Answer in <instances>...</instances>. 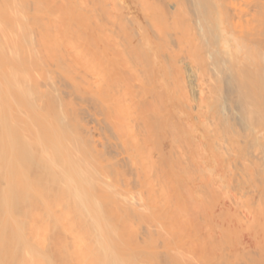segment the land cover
I'll list each match as a JSON object with an SVG mask.
<instances>
[{
    "label": "bare ground",
    "instance_id": "6f19581e",
    "mask_svg": "<svg viewBox=\"0 0 264 264\" xmlns=\"http://www.w3.org/2000/svg\"><path fill=\"white\" fill-rule=\"evenodd\" d=\"M57 1L59 3L56 2V0H0V264H177V263L173 262L175 260V258H174L175 256L173 257L174 259H171L170 255L172 253H170V255H169L170 256V260L166 257V254L169 253V252H173V255H176L177 257L180 256L178 258V261L184 260L185 261L184 264H223V263H226V262H229V264H264V251H263V249L261 247V245H262L263 248H264V242H263V240H264V238H263L264 226L262 224L263 221H262V218H261V217L264 216V214L262 213V212H264V208H263L264 207V185H261L260 187L255 186V184H256L255 182H258V177L257 178L254 177V176H256L257 171L259 170V165L261 163L259 161L264 160L263 150H262V152L258 151L259 150L258 146L255 147L254 142H258L257 140H259L260 138L264 139V131L262 129L261 131L253 132L255 130V129H253V131L247 132V130H249V127H250L249 123H251V121H252V116H253V118L256 117V118H254L255 120H254L253 123H255V121H257L256 119H258L259 121L263 122V124H264V61H263L264 60V0H217L218 2L215 1L216 4H215L214 0L213 1L212 0H206L207 3H208V1L214 2V5H211V6L207 7L208 8L207 9L208 13H206L207 16L212 18L209 13H211L212 15H213V13L215 14L216 12H213V8H215V5H216V7L218 6L220 8V11L218 12L219 16L218 15L217 16L218 17L222 16L223 18H221V19H224L226 22H228L226 24H228V26L230 25L229 28L230 27L231 28L232 27L235 28L238 31V32H236V30L233 29L234 32H236V34L237 33H241L242 36H244V39L247 42L246 49L248 51H246V52L248 54H250L249 53L250 52L249 49L253 50V48H254V50L257 49L258 50L257 52H259V51L261 52L260 58H261L263 63L261 62V64H259V65H258V63L257 64H253L254 66L258 65L257 68L252 67V69L253 68L257 69L255 73H252V74L250 73V72H254L255 71L254 69H253V71L250 70V72H248V73H250L249 76H248L249 77V82L248 83L251 84V85H248V87H246L247 85L245 86V84H244L245 89L242 86L243 87L242 88L243 91L248 88V90L244 91V94H242L243 97H244L243 99L245 101V102L243 101L245 103V104L243 103L244 104V109H241L239 105H238L239 109H238V107L236 108L237 105L234 107V104H235L234 102L235 101L232 102L233 100L232 101L229 100L230 101L229 103L226 102V103H223V105H221V104H219V103H222V102H219V101H222V100H219L220 97L219 98L216 97L217 100H215V101L219 100L218 103L216 102V104H215L214 103L215 101L213 102L216 105V108L215 107H214L215 109L212 108V106H213L212 105V106H210L212 109H209L212 112L214 111L213 112L214 113V115H213L214 117L211 114L212 112L209 111L210 114H211V115L209 114L210 117L212 116V118H213V120H212L213 122L211 124L212 125L214 124L215 125L214 127L219 125V126H217L219 128H217V127L215 128V129H217V133L216 134L213 133L214 129L212 131V136L213 137L211 139H213V141H214L217 138L214 143H216L219 140V141H221L220 144L221 143H224L225 145L227 144V148H228V145L230 146L233 143L234 144L238 143L237 145H239V147L238 146L235 147L236 144L232 145V146H234V149L237 148V147L238 148L235 150V154L236 155L233 154V156L235 158L230 160V163L233 161L234 165L237 166L234 169L238 168L237 169L238 173H236V175L238 174V175L241 176V177L239 176L240 178H243V177H245L244 175H251V172L255 173L254 171L256 170V173L251 176V177H253V178H251L252 180H250L252 182V185L250 184L249 188H246V187H244L245 185L244 186L242 185L240 187L239 186L240 184L239 185L236 184L237 185L236 187H239V189H238L239 192H240L241 189H243V190L246 189V190H244V191L242 190L240 192L241 195L238 193V191H237V193L235 192L236 194H234V195L235 196L239 195V197H240V198L238 197L239 199H241V196H242L243 197L242 198L243 201L245 200L246 203L249 202V201L247 202V200H251V198H252V202H254L253 204L254 205L257 204L260 207L258 206L256 208L257 205L253 206V204L250 203V202L246 205L247 208H246L245 204H243V206H245V207H243L242 205H239V204L240 203L241 204L245 203V201L241 202L242 199L240 201L238 198H236V199L233 198V202L235 201L234 204L236 206H238V207L243 208V210H245V211L246 210L247 211L250 210L252 212L251 213L249 211L250 214H254L253 211H255V210H256L255 212H257V209L259 211L261 210V212H259V213L257 212L258 215H256V216L254 215V216H252V218H250L251 216H249L248 219L250 218L249 219L250 221L248 220L249 222L247 224V222H245L246 219L243 221V219L247 218V217H244L243 215H241V216L239 215L240 217L243 216V219L241 218L242 221H240L239 220L240 218L238 219L239 216L235 214L236 212H238V214L245 213L244 215H246L248 213L247 211H246L247 213L243 212V211L241 213L240 209L238 208V209L235 210V212L231 213L232 209L234 210V208H235V207H233L234 206L233 202H232L233 206H232L231 203H229V204L226 203V204H228L227 205L228 208L230 206H231V208L233 207L231 209V211H229V214H230L231 217L234 216V218L236 219L238 227L241 226V225L239 226L240 222H243V224H247V225H244L243 227H240L241 229L245 228V226L248 227L247 230H246V228L244 230V232L247 231L245 233L247 235V237L250 234L255 236L260 231L259 229H258L259 230L258 232L256 230V234H255V228L256 227L259 228V224H261L262 231H260L261 234L260 233L259 234L261 235V237L263 239L260 237L262 240L260 241V239H259L260 242L257 241L258 242L257 243L256 240H258V239L253 236L252 240L254 242H256V243L255 244L253 243V245H252L253 247H251L252 251H255L257 248H254V245L259 244V247H258V245L256 246V247H258V249L256 251L259 250L261 252V254L258 253L259 251L257 252L258 254L256 252H254L256 254V256L258 255V257L257 258L256 257H252L255 254H253V252H251L250 246H248L249 249L247 247H246V249L250 250L249 252L252 254V256L245 255L246 256L245 257L244 254H246L247 250L244 251L245 250V246L242 247L244 242L241 245V243L239 244V241H238L239 239H237V237L239 236L238 233H240L241 229L236 227L237 226L236 222H235V226H233L232 222L226 221V222H228L227 226L226 225L225 226H221V224H220L219 228L222 229V227H223V230L221 232V229H220L219 237H221V235H222V237L225 235V237H223V238H226V240L227 239L229 240L230 239L229 236H230L231 231H232L233 237L232 236L231 237L235 239L236 236L234 237V234L238 235L236 237L237 240L235 239L237 241L236 244H238L239 247H241L240 249H243V253L244 252L245 253L244 254L242 253L243 254L242 255L241 252H238V251L235 250V251H232V254H231L230 253L231 250L229 251L227 245L225 243H224V245L222 244L221 240L223 238L222 239L220 238L221 240L219 241L218 240L219 238L217 237V239H215V241L217 243H215V242H214L215 244L212 243L211 240L214 241V238H212L210 240V236L216 238V236H213V235L214 234L218 235L217 234L218 232H214V233L212 232V231H216V229L213 228L212 230L209 231V233L212 232V234H210V235L206 234L207 236H209L208 239H209V241H211V243L208 241L206 235H205V237L203 235L204 239L206 238L207 241H208L207 242L206 240H204L205 241L204 245L206 247L202 246V249H203L202 254L201 253L200 254L197 253V256H198V254L201 255V257L198 259V261H197V259H195L196 261L195 260H191L192 262L190 260H188V259L185 260L184 255L182 256V254L179 252V250L184 248V247H182L180 249L179 248L175 249V250H178L176 252L177 253L176 254L173 251V249L170 248V246L174 248L173 245H175V247H177V245L174 244L173 241H176L175 239H177V241L180 242L181 241L180 239L182 238V236L183 235L185 236V230H184V228H185L184 224L186 225L185 222H187V226H186V231H187L186 234L187 235L189 233V229L187 230V228L192 227V228H190L191 232L193 231L194 228L196 230V227L199 226V225L195 226L194 224L198 223V221L195 222V223H193L191 221L192 223L190 222V224H193L191 226L188 223V221H190V220H188V219L186 220V217L188 218L190 216L189 217V219H190L191 216L193 214H195L193 218L196 220L195 216L200 215L201 212L199 211L200 214H198V210H197L198 208H197V206L195 204L194 205L196 206V208L194 207L193 204H191L192 207L189 206L188 208L186 207V209L192 208V210H193L195 208L197 211L194 209L193 212L195 211L197 214L195 212L193 214H191L192 211H187L186 210V212H184L185 210H181V209H185L184 207H182L183 203L182 202H179V203L176 202V201L182 200V199H178L177 198V195L182 197V195H181L182 193L180 194L181 191L179 193H176L177 195H175L176 196V199H175V197L173 198V195L171 196L172 192H171V194H170V192H167L168 190L166 189V187H165L166 192L164 191L163 187L166 186L167 184L166 185L162 184V182L163 183L166 182V179L168 178V177L165 176L166 179H164L165 181L163 180L164 175H165V174L163 175L164 172L162 173L163 168H168L167 172H165L167 174V176H168V173L171 172V171H168L170 168H171L170 170L174 171L175 168H173V166L174 167H176V166L179 167V163H181V162L183 163L182 159L177 158L180 155V153H182L181 150L178 148L180 146L174 148V146H175L174 144H175L176 141L174 142V144L171 143V141L170 142L168 141L169 145H171V148L170 147L167 148V150L168 149L170 150L168 152H171L172 149L174 151H175V149L177 151H178V149L180 150L179 154H178L179 151L178 152H176V151L173 152V155L175 156V161H177V159H179L178 162L180 160H182V161H180L178 163V165H176V164L174 165L173 164V161H174L173 157L174 156L172 157L171 156L172 154H170V153L168 154V152H166L167 154H164V151H163L164 149L162 150L163 151L162 154L164 156L165 155H169V160L172 158L173 161H170V162L168 161V163H170V165L168 164L166 167H163V166H165L163 163L166 162V160H167V156H165L166 160L164 158V161H162V163L159 162V165L156 164L155 162H158L159 161L158 158L161 157L159 155V153H157L158 158L156 157L157 161H155L156 158L154 159V158L150 157L151 155L149 156V154H147V153L151 152V148H149V146L151 147V145H149V146L146 145L149 149L148 148L145 149L146 147L142 148L143 146H142V144H140L142 142V140L146 141V140H144L142 138V137H145V136L142 135V134H141L142 136L140 135V133L142 132V129H141L142 127L141 128H139V127L142 126L143 124L140 125V126L138 125V127H137V129L138 128L141 129L140 133H139V131H137L136 128H134V126H130L128 128V127H126L127 125L125 124V127H124V123L126 121L125 117L126 118H127V116L131 117V115H128V114H130V111H129L128 114H127L128 111H126L128 109V108H126L127 107V104H126L127 102L125 103L126 106L123 105L125 101H123V99H121L122 100L121 101L119 99L120 98L119 95H120V93L125 92L126 88H123L124 89V91H123V89L120 88L121 84L118 81H116V82H118V83L115 82L116 85L119 84V88L117 89L116 85L114 84V81L112 83L111 78H110L111 83H110V81H103L102 84H100V82L99 83L96 82L98 80L96 78L97 75H96V77L94 75V73H96L95 72L96 69L93 70L94 72H92V70H91V72H89L92 66L90 68H88V69H87V66H86V65L89 66V63L87 62L88 59H90V58H94L95 59V56H96L95 53L96 52H97V55H98V52H99V54H100V52H103V54H104V52H106L105 50L104 51H102V50L100 51V49H104L105 48V43L108 44V45H106L107 46L106 47L107 51H108L109 47H110V50H111L113 48L114 44H115L116 45L115 49L118 48V50H119V48H120L122 53L126 52V51L123 52V50H122V49H125L124 46H123L124 48H122V46L119 47V44L117 42V41H119V39H117V41H115L113 39L116 42V43L114 42V44H113V42H112L113 40H111L112 37L110 38V34H112V36H113L112 31H114L113 27H115L113 25H117V27H119L118 24L112 23V27H111V25H109L110 28H108V30H107V28H101V30L104 29L105 31L107 30L108 32H110L111 30L112 31H111L110 34L108 32H105V31L103 32L102 31L101 36L102 35L104 36V35L107 34L108 38L106 39V37L102 36L103 37V39H102L103 41L102 40H100V41L103 42V43L102 42L101 43L104 44V46L101 45L102 47L100 49L97 46L98 45L97 42L100 43L99 40L97 39V42H96L97 45H95V47H97V49L99 51H96L97 49L94 50V48H95L94 45H93L94 48L91 45H89V44H92L93 42H94L93 44H95V40H96V39L94 40L92 38L93 36L90 37L92 35V34L90 35V33H92L93 26H88V28L90 27V29H92V30L90 32V30L88 29V31L90 33H87V34H89V36L86 34V38H89V37L92 38L91 40L92 41L94 40L93 42L90 39L89 40L91 41V43L87 42L86 39H84L85 40V42H84L83 39H82V35H84L85 27H87V25L89 24V23L87 24V22H90V23L93 22V21L97 22V23H95V24H98L97 27H94V29L96 28L95 29V33H96L97 30H98L97 33H99V31H100V28L98 27L99 25L101 27H103V26L105 27V25H106V27H109V26H107L108 23L111 24L109 19H108V21H106L107 19L104 18V21H106V23H107V24L106 23L104 24L103 23L104 22L103 18L100 17V14H102V15L105 14L104 9H100L101 13L98 10H97L98 11L97 12L96 11L97 8L94 9L95 7H97V4L94 3L95 5L93 4L94 7L92 8V10H95V11L92 13V11L90 9L89 10L87 9L88 7H85V6H88L87 4L85 5L83 3L84 4L83 8L84 7L85 8L84 9L82 8V2H85V3L87 2L88 3V0H83L82 2L80 0H77V1L74 0L73 2H75V5H76V2H77V5H78V6L76 5V7L77 8L80 7V8H78L79 11H77V8L74 5L75 10L77 11V14L81 10H83L84 12L86 10L85 13H87V10H88V12L91 11L92 15L95 14L94 16H92V15H90L91 13H87V15L89 14L88 17H90L91 19L92 18L94 19L95 16H97V17L99 16L98 18L100 20V21L99 20L97 21L98 18L96 19V17H95L96 21L93 20V19H92L93 21H90V19H88L87 17H84V14H81L82 12H80V14H78V16H75V14L72 15L74 12L76 13V11L74 10V7H72L73 9L70 7L72 9V14L71 15L73 16L72 17L73 19H75L76 17L80 16V19H82V17H84L85 21H87V22H85L83 20L84 19L83 18L82 19L83 22L80 21L79 24L83 25V23H84V25H83L84 28H80L79 29V28H76L77 26H73L72 25L74 23H72V21H70V19H69L70 15L67 16V14H66V15L63 16V14L67 13V10H65L67 8V4L69 2H71L72 0L71 1H69V0L68 1L67 0H63V1L57 0ZM92 1H91V3H92ZM143 1L144 0H142L140 2L142 3ZM149 1H150L151 5L147 4L148 7H150V6L154 7L155 6L156 8H154V9H156V11H157L158 6L161 5L160 4L161 0L159 2H157V0H155V4L156 5L153 4L154 1H152V0H149ZM204 1L205 0H202L200 2H204ZM60 2L65 7H63ZM65 2H66V4H64ZM99 2L100 1H98L97 3L99 4ZM118 2H117V4H118ZM121 2H122V0H121ZM140 2H138V3L140 4ZM156 2L159 3V4H157ZM168 2H166V3H168ZM185 2H184V4H185ZM89 3H90V0H89ZM55 4L58 7L61 6V8H63V10L60 12L61 8H58L57 6H56L57 7L56 9H58V10H56L55 7H54ZM120 4H118V6ZM187 4H189V6H190V3L187 2ZM187 4H185V6ZM203 4L204 3H202V5ZM101 5H99V6H101ZM168 5L177 8V4L171 3V2H169V4H164V6H162V7H166ZM181 5H183V3ZM192 5H194V4H192ZM92 6L90 5V7H92ZM111 6H113V5H111ZM140 6L141 5H139V8H140L139 10L141 11L143 6H141V7ZM189 6L187 5V8H189ZM109 7H110V5H109ZM113 7H110L111 10L113 9ZM162 7H161V9H162ZM196 7L197 6H195V8ZM120 8L122 10V7H120ZM120 8H118V9H120ZM150 9H151V7H150ZM182 9H184L183 6H182ZM182 9L179 8V10H181V11H182ZM199 9H202L201 6H200ZM216 9H218V8H216ZM147 10H149V8ZM164 10H165V8H164ZM166 10H167V8H166ZM185 10H186V8L183 10L184 13H185ZM195 10H197V8ZM205 10H206V8L205 9L203 8V11L199 10V12L202 11L203 14H204ZM207 10L205 12H207ZM103 11H104V13H103ZM149 11L151 12V14H153L152 12H154L155 10L154 11L153 10H149ZM95 12H97L99 15H97ZM141 12L142 13H147V12H145L143 10ZM160 12H162V10ZM193 12H195V11L193 10ZM61 13H63V14L61 15ZM106 13H110V12H106ZM176 13H177V11H176ZM186 13H188V12H186ZM68 14H70V13L68 12ZM148 14H150V13H148ZM183 14H182V16H184ZM190 14H191V12H190ZM109 15L110 14H106L107 17H109V18L112 17L111 15L110 16ZM159 15L161 16L162 14L159 13ZM174 15H176V14H174ZM180 15H179V17H180ZM117 16L119 17V15H116V17ZM120 16H124V15H120ZM166 16H167V14H166ZM172 16H173V14H172ZM189 16L187 14L186 17H189ZM204 16H206V15H204ZM104 17H105V15H104ZM168 17H170V16H168ZM193 17L196 20H197L196 17L200 18L197 15L195 17L194 15L192 16V14H191V18L192 19H194ZM100 18H102V19H100ZM146 18H148V17H145L146 21L150 20V18L149 19H146ZM155 18H157V17H155ZM160 18H162V17H160ZM177 18L178 17H176V19H174V20L176 21ZM80 19L76 18L75 20L79 21ZM157 19H159V18H157ZM171 19H173V18H171ZM206 19H208V21H209L208 17H206ZM214 19L212 18V20H214ZM121 20L124 21V19H121ZM163 20H164V18H163ZM165 20H168V19L165 18ZM77 21H75V22H77ZM178 21H179V24H180L181 17H180V20H178ZM187 21L191 22V20L189 21L188 19H187ZM199 21L201 22L200 19H199ZM203 21H205L204 23L207 22L205 19ZM225 21H224V23H225ZM94 22H93V25H94ZM182 22H183V20H182ZM184 22L188 23V22H186V20ZM194 22H193V24H194ZM219 22H221V21H219ZM115 23H117V20H116ZM155 23H157V21ZM169 23L172 24L173 22L171 23V21H170ZM217 23H218V21H217ZM224 23H223V25H224ZM101 24L102 25L104 24V25L102 26ZM124 24L125 23L123 22V26L121 25L122 28L125 27ZM157 24H155V26ZM164 24H165L164 26L168 25V23L166 25L165 22H164ZM175 24H177V23L175 22L174 25L173 24L172 25L175 26ZM179 24H177L176 27ZM189 24H191V23H189ZM200 24L203 26L202 23H200ZM145 25L148 27L147 24H145ZM197 25H196V27H197ZM201 25H200V28L202 29ZM206 25H208V22L206 23ZM180 26H181V24H180ZM180 26L177 27V28H180ZM204 26H205V24H204ZM152 27H154V26H152ZM157 27H158V25L156 26V28L154 27L155 28L154 31L155 30L157 31L158 29H160L159 33L163 36V33H164L163 31H165V30H162V32H161L160 25H159L158 29H157ZM168 27L170 28L169 25H168ZM176 27H174V28L176 29ZM194 27H193V29H195ZM206 27H209V26H206ZM213 27L211 25V29H213ZM223 27H221L219 29H223ZM122 28H121V31H122ZM165 29H166V27H165ZM201 29H199V30H201ZM204 29H203L204 32L208 31L207 28H204ZM214 29H215V27H214ZM168 30H170V29H168ZM171 30H172V28H171ZM185 30L186 29L184 28V32H183V30H182V32L185 33ZM189 30H192V29H189ZM216 30H218L217 26H216ZM126 31H127V29H126ZM219 31L220 30H218V33L220 34ZM120 32H118V34ZM124 32H125V30H124ZM151 32H153V31H151ZM170 32L171 33L173 32V34H176L177 32H181V31L177 30V32L176 31H170ZM174 32H176V33H174ZM193 32L194 31H190L189 33L193 34ZM211 32H212V30H211ZM183 33H182V36L179 35L180 33H177L176 36L179 35L177 37H182L183 38V36H184ZM213 33H211L213 37L210 38V41L211 40L213 41L214 40L213 38H215L214 34H216V32L214 34ZM114 34H117V31L114 32ZM122 34H124V33L122 32ZM142 34L145 35L144 32ZM155 34L154 35L157 37V38L155 37L156 39H160L161 38V36L160 37L158 36L159 35L158 33H155ZM168 34H169V32H167L166 35L168 36ZM173 34H171V36ZM186 34H187V38H188L189 36H188L187 30H186ZM194 34H196V33H194ZM208 34H210V32ZM219 34H217V36ZM221 34H222V36H223V34L227 35V33H225L224 31H222ZM221 34H220V36H221ZM233 34L234 33H232V35H231V30H230V32L228 31V37L233 38ZM124 36L122 35L121 37L123 38ZM167 36L164 35V39ZM197 36L204 38L203 36H200V34H197ZM224 36L222 37V39H224L222 41L223 42L222 43V47H224V46L227 47L228 46V42H227V39L225 40ZM177 37H175V38H177ZM199 37H197L198 41H199ZM83 38H85V35H84ZM95 38H98V34L95 36ZM99 38H101L100 35H99ZM104 38L107 41H104L105 40ZM109 38L111 40V42L109 41L110 44L112 43L113 45H109V42H108ZM124 38H126V37H124ZM191 38H192V36H191ZM202 38H200V39L202 40ZM75 39H76V44H74L75 43V41H74ZM129 39H131V37ZM162 39L163 38H161L160 41L161 42H165V40L163 39L164 41H162ZM171 39H174V38H171ZM171 39H166V42L171 40ZM196 39L195 38L191 39L193 41H190V39H187V40H189L188 41L189 44L187 42L186 43L188 45H190L193 42V44L195 45L196 43H195L194 40H196ZM215 39L217 40V38H215ZM219 39H220V37H219ZM66 40H69V41L71 40V42L68 41L69 43H72L74 41L72 44L68 45V47H71V45H73L72 49H70V48L68 49V47H66V45H67L66 43L63 44V46H65L67 49L62 46L61 43L66 41ZM80 40L83 41V42H80ZM123 40H124V42L126 41V43L128 41V39L127 40L123 39ZM174 40L173 41L171 40V41L173 43H175ZM178 40L179 39H177V41ZM228 40L234 42V40H238V39H234L233 38V39H228ZM77 41L82 44V47L88 46L90 48V49H88V51L89 50L92 51V49L94 51H92L91 53L89 52L90 53V55H89L88 51H87V47H85L86 49L83 48L81 50V48L78 47L81 44L77 43ZM177 41H176V44H177ZM145 42H147V41H145ZM157 42H159V40H157ZM161 42H159L160 43L159 45L162 44L161 45V49L162 48L163 49H165V48L167 49V47L170 46L169 42H168L169 46H167V44L164 45V43H161ZM206 42H207V39H206ZM206 42L205 43L202 42V43L205 44V46H206ZM213 42H211L212 45L214 44ZM232 42H230V43H232ZM173 43H172V45H174ZM198 43H201V42H198ZM220 43H221V40H220ZM236 43H237V41H236ZM129 44L131 45L132 43L130 42ZM187 44L186 45L182 44V45H183V47L185 46V48H186ZM193 44H191V47L193 46ZM218 44H219V42H218ZM237 44L239 45V43H237ZM120 45H123V43L120 44ZM200 45H198L199 46L198 48H197V45L195 46V49L193 50V53H191V51H189L191 54H193L192 57L194 58V59H192V57L189 56L190 59L188 60V63H189L190 60H192V61H190L189 64L187 63L189 66L190 65L192 66V64L195 65L197 63L194 60L199 59V57L202 58L201 54L204 53V52L200 53V55H198L199 53L197 52V50L199 51V48L202 47ZM240 45L242 47L243 44L240 42ZM133 46H135V45L132 44V46L130 48H133ZM177 46L179 47V44H177ZM216 46H217V44H216ZM216 46L214 44V47H216ZM140 47H142L144 49V47L146 48L147 46H144V47L140 46ZM188 47H190V46H188ZM172 48L174 49V46H172ZM175 48L177 49V47H175ZM185 48H184V50H185ZM207 48H209V47H207ZM218 48H219V46H218ZM244 48H245V45H244V47L242 49L243 52H244ZM126 49H127V47H126ZM173 49H171V50H173ZM190 49L192 50L193 48H190ZM226 49L223 48L224 53H225ZM237 49H238V47H237ZM73 50L76 53L77 52H82V54L85 53L86 56H88V57L90 56V57L87 58L85 56V54H84L85 58L87 59V60H84L83 59L84 56L81 53H78L79 56L81 55L80 56L81 58L79 56H77L76 53H74V55L69 53L70 51H71V53H73L74 52ZM112 50L114 51V48ZM112 50L109 51V52H112ZM118 50L116 49V51H118ZM184 50H183V52H184V56H185V51ZM212 50L213 49H211V51ZM220 50H221V48H220ZM220 50H217V51H220ZM254 50L252 51L250 56L254 55L253 52L256 53V51H254ZM85 51H87V52H85ZM133 51L135 52L134 54H137L140 50L137 51V49L135 48V49H133ZM145 51L143 52L144 54H146ZM242 51H240V52L243 53ZM173 52H175V51L173 50ZM176 52H178V51H176ZM189 52L186 51V54L187 53L189 54ZM194 52L198 53V54L196 53L198 55L197 57H196V54H194ZM92 53H93L92 56L95 55L94 57L91 56ZM215 53H216V51H215ZM75 54L78 57L77 59H75L76 58ZM103 54H101V55H103ZM118 54H116V55H118ZM139 54H141V53H139ZM191 54H189V55H191ZM256 54L258 56L259 53H256ZM101 55L96 56V60ZM104 55H106V54H104ZM110 55H111V53H110ZM112 55H113V52H112ZM120 55L123 56V54H121V53H120ZM130 55H132V54H130ZM181 55L183 56V54H181ZM212 55H213V53H212ZM212 55H210V57H213ZM69 56H71L72 58H70ZM113 56L116 57L115 55H113ZM122 56H120V57H122ZM177 56L179 57V55H177ZM203 56H205V54ZM129 57H131V56H129ZM119 58H118V60H119ZM73 59H75L74 61L75 62L77 61L78 63L80 62L79 59H81V62L82 61L83 62L86 61V65L84 63L83 64L79 63L80 65L79 64H75V67L77 65H79V66H77L78 68L80 66H82V65L84 67H86L85 69H84V67H82L84 72L81 69L78 70V68H74V66L72 64L74 61H71ZM108 59H110V58L107 57V61H109ZM180 59L182 60V58H180ZM184 59H188V56H187V58H184ZM251 59H252V57L251 58L249 57V59H248L250 64H252L251 63L252 61H250ZM258 59H259V56H258ZM103 60H104V56H103ZM126 60H127V58H126ZM131 60H133V62H134V58L133 59L131 58ZM139 60H140V58L138 57V61ZM169 60H170V58H169ZM173 60L175 61L173 63H175V64L179 63V61L176 62V58L173 59ZM200 60H201L202 63H203V61H204V63L207 61L203 57V59H199L198 63L200 62ZM209 60H210V58H209ZM91 61H92V59H91ZM93 61H95V60H93ZM98 61H101V60L99 59ZM98 61H96V62H98ZM235 61L237 62V60H235ZM139 62L141 63V60ZM194 62H196V63H194ZM212 62H214V61H212ZM215 62H214V64H215ZM221 62H223V61H221ZM238 62L241 63L240 61H238ZM257 62H259V60H257ZM111 63H113V59L112 58H111ZM119 63H120V61H119ZM119 63L116 64V65L114 64V66H116V67L117 66L120 67L119 65L123 66V64H119ZM126 63L127 64H125V65H128L129 62L126 61ZM253 63H254V61H253ZM134 64H132V66H131L130 63H129L128 66L129 67L131 66V67L135 68ZM211 64H213V63H211ZM216 64H218V61L216 62ZM245 64H247V63H245ZM91 65H93V64H91ZM221 65H219V67H218V65H214V66H215V68L219 69ZM223 65H222L223 68L226 67V66H223ZM102 66L103 65L100 64V66H98V67H102ZM122 66H121V68L123 69ZM195 66H199V65L196 64ZM195 66H193V67H195ZM110 67L114 68L113 64L112 65L110 64ZM193 67H192V69L195 70V68H193ZM202 67H205V66H202ZM202 67H200V68H202ZM208 67L210 68V66H208ZM213 67H212V69H213ZM230 67H231V65H230ZM73 68H74V70L76 69L79 73L81 71L82 74L78 75L77 74L78 72H76V70L75 71L71 70ZM121 68H119V69L121 70ZM200 68L198 69V71L201 70ZM92 69H94V67ZM129 69H131V68H129ZM235 69H236V67H235ZM99 70L102 71L103 69L100 68ZM209 70H211V69H209ZM215 70H214V72H215V74L218 73V76H219V72H217V71H220V73H221V71H223L222 68L219 69V70H217V69H215ZM248 70L249 69H247V71ZM124 71H126L125 68H124ZM132 71L133 70H131V72ZM198 71H196V76L200 75V77H201L202 72L204 70L199 72L201 74H199ZM205 71H206V69H205ZM205 71H204L205 76H206V74L208 76L209 72L206 71L207 72L206 73ZM224 71H226V70H224ZM224 71H223V73H224L223 78H220V77H222V74H223L222 73L218 80H221V79L223 80L224 78H226V77H224L226 75V73ZM244 71H245V69H244ZM71 72H72V74H71ZM75 72H76V74L74 75L73 73H75ZM85 72L88 73L89 75L91 74L90 76L92 78L89 75H87V78H86L85 77L86 76ZM111 72H112V70H111ZM128 72L129 71H127L125 73L127 74ZM135 72H136V70H135ZM239 72H241V71L239 70ZM133 73H134V71H133ZM83 74L85 76H83ZM102 74H103V72H102ZM102 74L99 73V75H101L100 76L101 80L104 79V78L102 79ZM136 74H134L133 76L135 77ZM215 74H213V76H216ZM244 74L242 76H245ZM71 75H73V76H71ZM76 75H78L77 77H80V75H81V77L82 78L84 77V78L81 79V77H80L79 78L80 80H79V79H77L75 77ZM92 75L97 80L94 79ZM114 75L116 76V78H119V77H117L118 74H114ZM210 75L211 74H209V77H210V80H211V76ZM88 76H89V78H88ZM136 76H138V74ZM205 76H204V78H205ZM239 76H240V74H239ZM242 76H241L240 80L242 79ZM134 77H132V78H134ZM85 78L87 80H89V79L91 80V82L89 81L91 85L88 86V88H90V90L89 89L86 90V87H87L86 85H89V82L87 80L85 81ZM198 78H197V80H199ZM215 79H217V77ZM215 79L213 78L214 81L211 82V83H214ZM94 80H96L95 81L96 83L93 82ZM130 80L131 79L125 80V82L130 81ZM140 80L138 79V82H141ZM228 80H229V78H228ZM243 80L244 79H242V85H243ZM84 81H85V83H84ZM134 81H135V79H134ZM105 82H108V83H105ZM201 82H204V80L201 81ZM205 82H208V81H205ZM238 82L240 83V81H238ZM82 83H84V84L82 85ZM92 83L95 84V85L100 84V85H97V86H101V87H103V84H104V85H106L105 86L106 89H105V87H103V88L100 87L101 90H99L100 88H97ZM216 83L219 84L218 82H215L214 84H216ZM244 83H245V80H244ZM122 84L125 85L123 82H122ZM204 84H202V86ZM228 85H231V84H228ZM91 86L94 88V91H93V88ZM182 86H185V85L183 84ZM205 86L206 85H204V88H205ZM239 86H240V84H239ZM239 86H237V87H239ZM115 87H116V89L114 90ZM217 87L218 86H216V88ZM232 87H233V83H232ZM128 88L131 90L133 88V86H132V88H130V86L127 87V89ZM204 88H202L203 91H204ZM216 88H214V89H216ZM220 88H223L221 86V83H220ZM234 88H236V86ZM111 89H113V90H111ZM119 89H120V91H119ZM214 89H213V92L216 91ZM121 90H122V92H121ZM206 90H205V92H206ZM237 90L239 91V89H237ZM184 91H185V89H184ZM220 91L222 92L223 90L220 89ZM231 91H232V89H231ZM106 92H108V94H106ZM111 92H113V93H111ZM217 92H218V88H217ZM217 92L215 93L216 96H220V94L219 93L217 94ZM241 92H240V94H241ZM236 93H237V91H236ZM222 94L225 95L224 91L222 92ZM222 94H221V97H222ZM103 95H106V96H103ZM225 96H228V95H225ZM103 97H106V99H107L106 105H105L107 107V111L105 113H103V111L101 110V105H100V103L102 104V102H103L102 101ZM121 97H122V95H121ZM122 98H124V97H122ZM228 98H229V96H228ZM231 98H233V97H231ZM238 98L239 97L237 96L236 99H238ZM221 99H223V98H221ZM226 100H227V97H226ZM121 102H122V104H120ZM231 102L233 103V105L231 104ZM236 102H238V101H236ZM240 103H241V101H240ZM128 104H129V102H128ZM136 104H137V102H136ZM136 104H134V105L132 104V106H135ZM201 104H199V105H201ZM92 105H94V106H92ZM121 105L125 106V112H126L127 116L125 115V113L123 114L124 111L121 113V110H124L123 106H121ZM246 105H247V107H245ZM132 106L130 105V107H132ZM205 106H207V105H205ZM130 107H129L128 110H131ZM113 108H115V109L118 108V110L120 109V112L116 111V112L111 114L110 113V109H113ZM132 108H134V107H132ZM136 108H138V107H135V109ZM204 108L205 107H203V110H204ZM245 109H248L247 113L244 112ZM98 110L101 111V112H99ZM206 110L207 109H205V112L202 111L203 113L202 112L200 113L202 118H203L204 115L206 116V114H205L207 112ZM117 112L120 113V116H121V114L125 115L124 117H123V115L121 116V117L124 118L123 121L125 120L124 123L121 122L123 124L124 129L122 127H119V126H122V124H120V121H119V124L117 122V119H118V116H119L118 115L119 113L117 114ZM241 112H243V113H241ZM253 113L256 116H254ZM113 114H115L114 116H116L115 119H114V116H112ZM132 114H133V111H132ZM134 114H136L135 111H134ZM251 114H252V116H250ZM209 115H207V116H209ZM241 115L243 117H245V122H246V124L247 123L249 124V125L247 124L249 127L247 125L245 127V124H242ZM248 115L251 118L250 122H249L250 118H247ZM135 117H136V115H135ZM140 117H141V115H140ZM205 118H207V117H205ZM212 118H210V119H212ZM203 120H205V119H203ZM203 120H202V122L205 123L206 121H203ZM235 120H236V123L238 121L241 122L240 125H243V127H245V130L247 128V130L245 131L247 133H245L242 137H241V135L238 136L239 139L241 137L240 142H239V140H237L238 138L235 139L238 142H235V140L233 141L232 138H235L234 136H236L237 134L236 135L233 134L234 135L233 136V135H231V132H229L230 128H233V130L234 129L237 130V127L239 125L235 128V124L236 123L235 122H230V121H235ZM131 121H134V116H133V119H131ZM127 122L128 121H126V123ZM139 122H137V123H139ZM207 122L209 123L208 120H207ZM134 123L130 122V124H132V125ZM137 123H135L136 126H137ZM253 123H251V125H252L251 127L252 128H253ZM117 124H118V126H117ZM211 124L209 123V126ZM257 124H258V121H257ZM128 126H129V123H128ZM220 126H222V127L220 128ZM131 127H133L135 131L132 130ZM241 127H240V129H241ZM243 127L241 129L242 132L244 130ZM255 127H256V125L254 126V128ZM108 128L109 129L111 128L113 130V131L110 130L111 131L110 133L113 136L115 134L114 137L111 134H108L109 133L108 132ZM119 128H122V129H119ZM125 128H126V130L128 129V131L130 129V131L127 132V134L129 133L128 135L125 133L126 132ZM202 128L203 129L204 128L205 129L208 128L206 123L203 125ZM144 129H147V128H144ZM211 129L212 128H210V130H208V129H206V130L211 131ZM226 129H228L227 133H226ZM233 130H232V133H235ZM149 131H151V130H148L147 132H149ZM170 131H171V134L174 135L175 131L171 130V129H170ZM172 131H174V132H172ZM122 133L125 136L124 138L121 137ZM118 134H120V136H118ZM168 134H169V131H168ZM204 134H206V133H204ZM208 134H206L207 136L205 135L203 137L206 138V139H209ZM229 135L231 137L232 136L233 137L231 138V137H229ZM175 136H176V138L178 137L177 135H174L173 138ZM149 137H150V135H149ZM163 138H165V137H163ZM139 139L141 140L140 142H139ZM170 139L172 140V137H170ZM149 140L152 141L151 137H150ZM153 140H155V139H153ZM208 141H210V139ZM208 141H205V142H208ZM230 141L232 143H230ZM152 142H154V141H152ZM152 142H151V144H153ZM155 142H157V141H155ZM155 142H154V144H155ZM241 142L242 143L245 142L246 145L247 144L249 145V147H248V145L247 146L244 145L246 148L243 150L244 147H243ZM217 143L219 144V142H217ZM177 145H178V143H177ZM225 145H224V147L222 146V144L219 145V146L220 147L222 146L221 148H224L223 150H225L226 149ZM138 146H142L140 148L141 151H143L145 149V151L143 152L144 153V157L150 158V159L152 158V160L154 159V161H152V163H151V160L150 161L148 160L149 162L147 163V159H146V161H143L142 164L140 162H137V161H136V164L140 163L139 167L144 168V163H145V166L150 163V166L147 165V167L149 169L153 168L154 171H153V169H152V171L154 172V174H155L156 170L159 171L155 175L152 173V171H149L148 173H146V171L149 170L148 169V170L142 172L141 176H138L140 173L138 174L137 169H135V167L136 168H138V167L135 166V162L132 159L133 155H135L137 152H138L137 154H139V155L143 154V153L138 151V150H140V149H138ZM172 146H173V148H172ZM209 146H210V144H209ZM212 146H213V148H215L214 144ZM262 146H264V145H262ZM213 148L210 149V150H213ZM221 148L219 149L220 151L219 150H214L215 153H216V151L217 152L218 151L221 152V150H222ZM230 148H232V147L230 146L229 149ZM240 148H242V149H240ZM146 150L149 151V152L146 153ZM232 150L233 149H230V150L226 149L227 154L230 151L233 153L234 151H232ZM239 150H240V152L241 151L242 152L239 153ZM182 151H183V149H182ZM176 154H178V155L176 156ZM219 154L221 155V157H223V154H221V153H219ZM227 154H224V155L228 156ZM104 155H107V157H105ZM139 155H137L136 157H141ZM163 155H162V158H163ZM183 155H184V152H183ZM229 156H228V158H229ZM180 157L183 158L181 155H180ZM142 159H145V158H143V156H142ZM175 161H174V163H177ZM226 161H228V159H226ZM262 163H261L262 166H264V161ZM151 164H153V165H151ZM161 164H163V165H161ZM202 164H203V162H202ZM257 164H259V165H257ZM186 165H188V164H186ZM214 165H216V164H214ZM226 165H227V163H226ZM253 165L258 166V167L255 168ZM153 166H155V167H153ZM156 166L158 168L161 167V169H162L161 173H160L161 169H159V170L155 169ZM170 166H172V167H170ZM230 166H225V167L226 168L229 167V169H230L231 168ZM181 167H183V168L182 169L180 168L179 171H178V168H176V170L178 172L176 171L177 173L174 172V174H173V175H175V174L176 175L175 176L172 175L171 179H167V181L170 180V182H171V181L175 180V178L177 176H179V174L182 175L183 172L182 173H180V172H181V170L183 171V169L185 170L184 171L185 175L184 176L182 175V177H184V178L186 177V180L189 177L188 178L189 181H192L191 178H190L191 176H189L191 174V171H188L187 174H189V175H187L185 173L190 168L185 166V164L183 166H181ZM186 168H187V170H186ZM220 168H222V167H220ZM253 168H254V170L250 172V169H253ZM257 168H258V170H257ZM260 169H262V168H260ZM262 170H264V169H262ZM135 171H136V173L134 174L133 172H135ZM173 171H172V173H173ZM192 171L194 172V169H192ZM227 171H229V170H227ZM193 172H192V174H193ZM225 172H226V170H225ZM248 172H250V173H248ZM262 172H264V171H262ZM262 172H259L260 175H261ZM144 173H146V174H144ZM149 173H151V176H148ZM131 174H133V175H137L138 174L137 176H135V181H134L135 183L133 182L134 185L131 182V179H132V177L134 178V176H132ZM170 174L171 173H169V175ZM159 175H161V177ZM181 175H180V177H181ZM193 175H192V178H193ZM257 175L259 176V174H257ZM155 176L157 178L159 177L158 179H156V181H158L157 183L159 184L161 182V185L163 186L162 187L159 184V187H162V189H160L161 191L159 190L160 192L157 189L158 185L154 183ZM217 176H220V175H217ZM217 176H215V178H217ZM141 177H143L142 178L143 180L140 179ZM151 177H153V181H152ZM173 177H175V178L172 180ZM248 177L249 176H246V178H248ZM136 178H137V180L140 179V180H138V182L140 181L142 183V185H140V186L138 185L139 188L142 186L141 187L142 190H145V189L147 190V191H145V194L148 191L152 192V187L151 186L157 185L156 189H154L153 192L156 191L155 192L156 196H158V194L160 193L161 196L160 195L159 196L163 197V198H160L159 200H157V198L159 196L156 197L155 200L153 199V201H156V203H155V202L152 201V199H150L152 195H148V194H151L150 192H148L146 196L144 194H142L143 197H141V198H144V196H145V198L150 199L152 202L147 199L150 202V203H147L146 199H141L137 195L140 192L144 193V191L143 192L139 191V188H137L138 187L137 186L138 183H137ZM145 178H146V181H145ZM150 178H151V180H150ZM160 178H161V181H159ZM169 178H170V176H169ZM121 179L123 180V183H122ZM179 179L180 178H178V182H179ZM206 179H208V176H207ZM249 179H250V177L248 178V180ZM118 180H121V181H118ZM243 180L246 181L247 179H243ZM248 180L246 182H250ZM132 181H133V179H132ZM241 181H242V179L240 180V182ZM146 182L147 183H151V184H148V186L150 185L149 188L147 187V183ZM152 182H153V184H152ZM209 182L210 181H208L206 183H208V185H209L211 183V182L210 183ZM167 183L169 184V181ZM172 183H174V181ZM175 183L176 184H173V185L171 184L170 186L173 188V186L176 185L177 188L176 187L175 188L178 189V185L179 184L176 181H175ZM123 184H124V187L122 186ZM129 184H132L131 185L132 187L135 186V184H136L135 188H137L138 190L130 191V193L133 194V195L131 194L132 196H134L136 194L135 196L137 198L128 196L129 193L127 191H125V189L130 186ZM144 184H146V185H144ZM256 185H259V184H256ZM144 186L147 187V188L143 189ZM154 186H153V188H154ZM194 186H196V185H194ZM184 187L185 186H183V188ZM229 187H230V185H229ZM236 187L234 186L231 191L234 192L233 190ZM197 188H198V186H197ZM217 188H218V185H217ZM128 189L130 190L132 188L129 187ZM186 189H188V186L186 187ZM190 189H191V186H190L189 190ZM208 189H210V188H208ZM214 189H216V188H214ZM229 189H231V188H229ZM225 190H226V188H225ZM135 191L137 193L139 191V193L137 194ZM174 191H176V190H174ZM211 191H213V190H211ZM164 192H165V195L163 194ZM187 192H188V190H187ZM214 193H216V192H214ZM167 194H170V197H168ZM189 194H191V192ZM153 195H154V193H153ZM218 195L222 196L223 199H225L228 196V195H226V197H223V195H221V193H219ZM224 195H225V193H224ZM244 195L248 196V197L245 198ZM171 197L173 199H175V200H172ZM186 197H188V195ZM213 197L214 196H212V198ZM164 198H168V199H166L168 202L165 203ZM120 199L122 200V202H119ZM223 199H222V201H223ZM143 200L147 204H144ZM160 200H163L164 202L161 201L162 203H160ZM204 200L205 199L199 201V200L196 199V202L198 204H200V202H201V204L202 203L204 204V202L207 201V200H205V201ZM237 200H238L239 204L236 202ZM255 200H256V202H255ZM169 201H173V202L175 201L177 204H179V206H181L180 210H179L178 206H174V205L171 206L172 204ZM202 201H204V202H202ZM230 201H232V199ZM230 201H227V202H230ZM214 202H215V200H214ZM151 203H154L155 205L151 204ZM158 203H160V206L158 205ZM163 203L166 204V205H164ZM180 203H182V204H180ZM205 203L208 204V201L205 202ZM148 204H149V206H148L149 209L150 208L151 209L149 210L147 208L148 211H149V212H147V215L145 214L146 211L145 212H141L145 216L142 215L143 218L142 217L140 218V211L144 210L143 207L148 205ZM161 204L164 205V206H162ZM169 204H171L169 206V208L170 207L172 208V209H170V211L176 212L175 214L178 213V215H180V218L177 220V222L180 223V225L179 224L177 225V226H179V229L176 228L177 226H174L175 224H177V223H175L176 221L170 223L171 220L173 221L174 217L178 218V216L175 215V214H172V216H170L172 212L168 213V211H169L168 208H165V209H167L166 212L169 215L166 212H162V211H165V209H162V208L165 207V206L168 207L167 205H169ZM201 204H200L201 208L206 205V204H204V205L203 204L201 205ZM210 204H208L207 206H209ZM213 204L211 206H213ZM151 205H152V207H153V205L155 207L152 208V207H150ZM157 206H159V207H157ZM185 206H187V203L185 204ZM207 206H206V208H208ZM218 206H220V202L218 203ZM222 206L224 207V205H222ZM261 206H263V207H261ZM156 207L159 208L160 211L162 209V211L159 213V211L156 209ZM177 207H178V210L176 209ZM250 207H253V209L254 208H256V209L253 210ZM144 208H146V207H144ZM206 208H203L202 211H204V210H205V212L209 211L208 210L209 208L208 209H206ZM225 208H227V207L225 206ZM173 209H175L176 211L173 210ZM211 209H212V211L214 210L213 208H211ZM211 209H210V212L213 213V214H210V213L207 214L208 212L205 214L203 212L205 215H203L201 217L202 218L204 216L207 217V218L209 217L208 220L210 219L211 215H213L212 217H214L215 213L212 212ZM217 209H218L217 211H219L220 213L215 211L216 213L219 214V217H217L218 214L215 217L219 218L221 220V218L224 216V214L227 212V210H224L221 207H220V210H219V208H217ZM262 209H263V211H262ZM154 210L155 211L157 210V212H155ZM237 210H239V211H237ZM150 211L153 212L152 218H153V215L155 214L156 217L154 219L159 224L158 223L155 224L156 222H153L154 219L150 220L151 222L146 219L147 218L146 216H148V214L151 213ZM182 211L184 213H182ZM224 211H226V212H224ZM221 212H224L223 215H221ZM156 213H157L158 216L156 215ZM185 213H186V215H185ZM181 214H182V217H181ZM149 215H151V214H149ZM169 216L172 217V219L169 218ZM220 216H222V217L220 218ZM228 216L229 215H226V217H228ZM257 216L258 217L261 216V217H259L261 220H256V218H258ZM205 217H204V219H205ZM229 217H228V219H229ZM253 217H255L254 220H253ZM197 218H198V216H197ZM148 219H149V217H148ZM200 219H197V220L200 221ZM204 219H202V220L204 221ZM214 219L215 218H213V220ZM219 219H218V222H219ZM263 219H264V217H263ZM205 220L208 221L207 219H205ZM230 220H232V218ZM237 220H239L240 222L237 221ZM139 221H141V222H139ZM253 221H255V223ZM257 221H258V223L260 222L259 224H257L258 226L255 225L257 223ZM261 221H262V223H261ZM145 222H147V223H145ZM226 222H225V224H226ZM252 222L254 223V226H256V227L252 226ZM213 223H215V222H213ZM219 223H217L218 226H219ZM222 223H223V220H222ZM229 223H232L231 226H230L231 228L228 226ZM250 223H251V226L249 225ZM181 224L184 226L183 231L181 229L183 227ZM209 226H211V225H209ZM209 226H207V227H209ZM214 226L217 228L216 223L214 224ZM224 227H225V229H227L226 232L224 231ZM249 227L251 228L250 230H248ZM172 228H173V230H172ZM203 228L205 229L206 226L205 227L203 226ZM219 228H217V229H219ZM177 229H178L179 232H177ZM229 229H230V231H229L230 234H228V230ZM231 229H233V230H231ZM233 231L236 232V233H234ZM248 231L249 232L251 231V232L249 234H247ZM203 232H204V234H205V232L208 233V230H205ZM203 232L202 233L200 232V233L203 234ZM252 232H253V234H252ZM179 233H181V234H179ZM196 233H198V232H195V234ZM223 233H224V235H223ZM241 233H242V231H241ZM167 234H169V236ZM191 234L194 235V231ZM191 234H190V236H193ZM201 234H199V235H201ZM179 235H181V236H179ZM199 235H198V238H194L195 240L194 239H192L191 241L188 240L190 242L183 241L182 244L180 242L178 246L181 247V245H183V243H187L188 245H189V243H191V245L192 244L194 245V248L196 250L197 246H198V243H200V240H199L200 236ZM174 236H176V238ZM184 236H183L182 239L186 238ZM203 237L200 238L202 241H203V239H202ZM239 238H242V235ZM250 238H251V236H250ZM170 239H172L171 240L172 241V243H171L172 245L168 244V243H170L169 242ZM198 240H199V242L197 243ZM229 241L226 242V243H229ZM206 242H207V244H206ZM218 242H220L222 244V246H221V244L219 243V246H221V247H218V245H217ZM231 242L233 243L232 239H231ZM195 243H197V245ZM208 243L210 244V247H209ZM201 245H203V242H202ZM201 245L198 246V247H200V249H201ZM214 245H217V247L214 246ZM228 245H231V244H228ZM211 246H213L215 248V251L219 250L218 252L216 251L217 255H215L216 252L213 251L214 250L213 248L211 249ZM223 246H225V247L223 248ZM159 247H160V250H158ZM226 247H227L228 250L226 249ZM161 248H163V249L161 250ZM187 248L188 249H186V248L185 249H186V251L188 250V254L185 253L186 251H184V252L182 251V253H184L186 255V257H188L190 254L196 253V251L194 249H192L193 251H191V247L188 246ZM192 248H193V246H192ZM221 248H223L224 252H223V250ZM253 248L255 250H253ZM200 249H199V251H200ZM225 249H226V252L229 251L227 253H229L231 255V258H233V259H236V258H234V256L237 253L238 254L240 253V256L241 257L243 256V257L241 258L240 256H238V254L236 255V257H240L242 259V261H241V259L240 260L239 259H236V260L231 259L229 257V254H227L225 252ZM240 249H239V251H241ZM205 250L207 251V253H205L206 252ZM211 251H213V252H211ZM220 251H222V253ZM213 253H214V255L210 256ZM225 253L227 255H224ZM233 254H235V255L232 256ZM195 255L196 254H194V256ZM167 256H168V254H167ZM181 256H182V258L183 257L184 258L181 259ZM197 256H195L194 258H196ZM191 257L192 256L190 255L188 258L191 259ZM193 257H192V259H193ZM230 259H231V261L232 260L233 261L231 262ZM171 260H173V261H171ZM186 261H187V263H186Z\"/></svg>",
    "mask_w": 264,
    "mask_h": 264
},
{
    "label": "rangeland",
    "instance_id": "374dc122",
    "mask_svg": "<svg viewBox=\"0 0 264 264\" xmlns=\"http://www.w3.org/2000/svg\"><path fill=\"white\" fill-rule=\"evenodd\" d=\"M60 1V0H59ZM61 1H63V0H61ZM68 1V0H67ZM69 1H71V0H69ZM74 0H72L71 2H69L68 4H67V8L65 9V10H67V13H65V14H63V13H61V15L63 14V16L64 15H66L67 14V16H69V19H70V21H72V23H74V24H72L73 26H77L76 28H84V23H83V25H80L79 24V22L80 21H82V19L84 18V17H87L88 19H90V21H93V20H95V17H96V19L99 17H97V16H95L94 17V19L92 20L90 17H88L89 16V14L87 15V13H91V11H92V13L95 11V10H92V8L94 7V5L95 4H97V7H95L94 9H96V11L98 10L100 13H101V11H100V9H104V11H105V14H100V17H102L103 18V21H104V18L105 19H107L106 21H108V19H109V21L111 22V24H109L108 23V25L107 26H109V25H111V27H112V23H114V24H118V26L120 27L121 25L123 26V22L125 23L124 24V26L125 27H123L122 28V26L119 28V27H117V25H113V26H115V27H113L114 29V31H112V33H113V36H112V34H110L111 33V31L110 32H108L107 30H108V28H110V26L109 27H106V25H105V27L103 26L105 23H106V21H104L103 23V27H101L100 25L98 26L99 28H100V31H99V33H97V31H96V33H95V29H94V27H97V25L98 24H95V23H97V22H94V25H93V22H87V21H85V18L83 19L85 22H87V27H85V32H84V35H85V38H83L84 37V35H82V39H83V41L85 42V40L84 39H86V41L87 42H90L91 43V39L93 38L94 40H95V44H93L94 42V40L92 41L93 43L92 44H89V45H91L92 47H93V45H94V47H95V45H97L98 46V48L100 49L102 46H104V44H102L103 42V37H106V39L108 38L107 37V34L106 35H102L101 36V34H102V31L104 32L105 30L103 29V30H101V28H107V30L105 31V32H108L109 34H110V38H111V40H115V41H117V39H119V41H117L118 42V44H119V47L120 46H122V48H124L125 47V49H122L123 50V52L124 51H128L127 53L126 52H124V53H122L121 52V49L119 48V50H118V48H116L118 51H116V49H115V47H116V45L114 44V40L112 41L113 42V44H114V46H113V48H114V51L112 50V52H113V55H115L116 57H114L113 55H112V52H109V51H111L110 50V47L108 48V51H107V49H106V45H108V44H106L105 42V48L104 49H100V51L102 50V51H106V52H104V54H106V55H104L103 54V52H100V54H99V52H98V55H97V52L96 51H99L98 49H97V47H93L94 48V50L95 49H97L95 52V54H96V56H99V55H101V54H103V55H101L100 57L102 58H97V60H96V56H95V59L94 58H90V59H86L85 58V56H86V54L85 53H83L82 54V52H75L74 50V52L73 53H71V51L69 52L70 54H73L74 55V53H76L77 54V56H79L78 55V53H81L83 56H84V54H85V56H84V60H87V62L89 63V66L88 65H86V61L85 62H81V59H79L80 60V62L79 63H84L86 66H87V69L88 68H90L91 66V69H90V71L89 72H91V70H92V72H94L93 70H95V72L96 73H94V75H95V77H96V75H97V79L96 78H94V76H93V78L94 79H96V80H94L93 82L94 83H96V82H100V84H102V82L103 81H110V78H111V81H112V83H113V81H114V84L116 85V83H120L121 84V86H120V88L121 89H123V88H126L125 89V92H122V90H121V92L122 93H120V100L121 99H123V101H125L124 102V104L123 105H125L126 106V104H127V107L126 108H128L129 109V107H130V105L132 106V104L134 105V104H136V102H137V104L135 105V106H132V107H134V108H132V107H130L131 108V110H126V111H128L127 112V114L129 113V111H130V114H128V115H131V117L130 116H127V114H126V112H125V106H123V105H121V106H123V108H124V110H121V113L123 112V114L125 113V115L127 116V118L125 117V120L126 121H128L127 123H126V121H125V123H124V121H123V117L125 116V115H123V114H121V116L123 115V117H121L120 116V109L118 110V108L117 109H115V108H113V109H110V113L112 114V113H114V112H116V111H119V112H117V114L119 115L118 116V119H117V122H118V124H119V121H120V124H122L121 122H123L124 123V127H125V124L127 125L126 127H130V126H134V128H136L137 129V127H138V125L140 126V125H142V126H140L139 128H141L142 129V132L140 133V131H141V129H137V131H139V133H140V135L142 134V135H144L145 137H142L144 140H146V141H143L142 140V142L140 143V144H142V146H138V149H140L141 147L142 148H144V147H146L145 149H147L148 147L147 146H149V145H151V147L149 146V148H151V152L150 153H147V152H149V151H147L146 150V153L147 154H149V156L150 157H152V158H158V155H157V153H159V155L161 156V157H159L158 159H159V161L158 162H155L156 164H158L159 165V162L160 163H162V161H164V158H165V160H166V157L165 156H167V160H166V162H164L163 164L165 165V166H163V167H166L168 164L170 165V163H168V161L170 162V161H173V159H174V161H175V156L173 155V152H178V154L180 153V150H181V152L182 153H180V155L183 157V158H181L180 157V155L177 157V158H179V159H182L183 160V163L185 164V166H187V167H189L190 169H188L187 170V168H186V174L188 173V171H191V174L189 175V174H187V175H189V176H191L190 178H191V180L192 181H189V177L187 178V180H186V177L184 178V177H182V175L184 176L185 174H184V169H183V171L181 170V172L180 173H182V175L181 174H179V176H177L178 178H180L179 179V182H178V178L176 179L175 177H173L172 178V180L175 178V180H173L174 181V183H172L173 181H171L170 182V180H168L169 181V184L167 183L168 181H167V179H171V177H172V175L174 174V172H176L177 170H176V168H178V171L180 170V168L182 169L183 167H181V166H183L184 164L181 162V163H179L180 161H182V160H180L179 162H178V160L179 159H177V161H175V162H177V163H174V161H173V164L175 165H178V163H179V167L178 166H176V167H174L173 166V168H175V170L173 171V170H170L171 168L170 167H172V166H170L169 168V170L168 171H171V172H169V173H171L170 175H169V173H168V176H167V174L165 173V172H167V169L168 168H163V171H162V169H161V167L160 168H158L157 166H156V168L155 169H161L160 170V173H161V171H162V173H163V175H164V178H163V180L164 179H166L165 178V176L166 177H168L167 179H166V182H162V184L164 185H166V186H162L161 185V182L159 183L160 184V186H162L163 187V189H164V191L166 192V189L168 190L167 192H170V194H171V192H172V194H171V196L173 195V198L175 197V199H176V196L175 195H177L176 193H179L180 191V194L182 195V197L184 198H182V197H180V196H178L177 195V198L178 199H182V200H180V201H176V202H182L183 203V206L182 207H184L185 209H181V210H185L184 212H186V210L187 211H192L191 212V214H193L194 212H193V210L196 208V206H197V210H198V214H200V212H201V214L200 215H197L198 216V218H197V216H195V218H196V220L193 218L194 217V215L195 214H193L192 216H191V218L189 219V217L187 218L186 217V220L188 219V220H190V221H188V223L190 224V222L192 221L193 223H195V222H197L198 221V223H195L194 225L196 226V225H201L200 227L199 226H197L196 227V230H195V226L193 227L194 229H193V231H194V235L193 234H191L192 232H191V229L190 228H192V227H190V228H187V230L189 229V233H188V235L186 234V226H187V222H185L186 223V225L184 224V226H185V228H184V226L181 228L182 229V231H183V228H184V230H185V236L184 237H186L185 239H182L183 238V236H182V238L180 239L181 241V244H182V242L183 241H186V242H190L192 239H194V238H198V235L199 234H201L203 231H205V230H208V233H206L205 232V234H204V232H203V234H201V235H199L200 236V238L201 237H203V235H204V237H205V235L207 234V235H210V234H212V232L214 233V232H218L217 234L218 235H216V234H214L213 236H216V238L215 237H212V236H210V240L212 239V238H214V241L213 240H211L212 241V243H217L216 241H215V239H217V237L219 238L218 240L220 241L223 237H225V235H224V233L226 232V230L227 229H225V227H224V233H223V237H222V235H221V237H219V232H220V229L221 228H219L220 227V224H221V226H227V223L228 222H226V221H229V222H232L233 223V226H235V222H236V219L234 218V216L233 217H231L230 216V214H229V211H231V209L233 208V207H235L234 208V210L232 209V212L231 213H233V212H235V210L236 209H240V212L242 213V211L243 212H246L245 210H243V208H241V207H238V206H236L234 203H235V201L233 202V198L234 199H236V198H238L239 197V195L238 196H235L234 194H236L237 193V191H238V189H239V187H236L237 185H239L240 187L243 185H245L244 187H246V188H249V185L251 184L252 185V182L250 181V180H252L251 178H253V177H251L253 174H255L256 173V170L254 171L255 173H252L251 171H253L254 170V168L253 169H250V172H251V175H244L245 177H243V178H240L241 176L240 175H236V173H238V171H237V169H234V168H236L237 166H235L234 165V163H233V161L230 163V160L231 159H233V158H235L234 156H233V154H235V150L239 147V145H237L236 143V145H235V147L236 146H238L237 148H235L234 149V146H232V145H230L232 148H230V149H233L232 151H234L233 153L230 151L229 153L231 154H227V151H226V149H228V150H230L229 149V145H228V148H227V144L225 145L224 143H221L222 144V146L224 147V145H225V150H223L224 148H221L219 145H221L220 144V142L221 141H217V142H219V144L216 142V143H214L215 141H216V139L213 141V139H211L213 136H212V131H213V129H214V131H213V133H217V129H215L217 126H219V125H217L216 127H214L215 125L213 124H211L213 121V118H212V116L214 115V111L212 112L211 110H209V109H212V108H216V102L218 103V101L219 100H222V101H219V102H222V103H219V104H221V105H223V103H226V102H230V101H232V102H234L235 104H234V107L236 106V108L238 107V105L240 106V108L241 109H244V97H243V95L242 94H244V91H246V90H248V88L246 89V90H242V88L244 87V84H245V86L246 87H248V85H251V84H249L248 82H249V74L251 73H255L256 72V70L257 69H254L255 71L254 72H250V70H252L253 71V69H252V67H255V68H257L258 67V65L259 64H261V62H262V60H261V58H260V54H261V52L259 51V52H257L258 50L257 49H255L254 50V48H253V50L254 51H256V53H259L258 54V56H259V59H258V56H257V54L256 53H254L253 52V56H250V54L252 53V49H249L250 50V54H248L246 51H248L247 49H246V47H247V42L245 41V39H244V36H242V34L241 33H237L236 34V32H238L235 28H229V26H228V24H226V23H228V22H226L224 19H221V18H223L222 16H220V17H218L219 15V11H220V8L217 6L216 7V5H215V8H213V12H216L215 14L213 13V15L211 14V13H209L210 14V16L214 19V20H212V18H210L209 16H207V14L206 13H208V6H211V5H214V2L215 1H217V0H214V2H212V1H208V3L206 2V0L204 1V2H200V1H202V0H168L169 2H171V3H175V4H177V8H175V7H172V6H166V7H162V6H164V4H169V2L167 1V0H157V2H159L160 1V4L161 5H159L158 6V8H157V11H156V9H154V8H156L155 6L153 7V6H150L151 7V9H150V7H148V5H151V3H150V1L149 0H144L142 3L140 2V1H142V0H122V2H121V0L119 1V0H90V3H89V0H88V3L92 6L94 3V5L92 6V7H90V5L86 2H82L83 0H80L81 2H82V8H83V5L85 4H87L88 6H85V7H88L87 9L89 10H91L90 12H88V10H87V13H85L86 12V10H85V12L83 11V10H81L80 12H82L81 14H84V17H82V19H80V16L79 17H76V18H79L80 20L79 21H77V20H75V19H73L72 17V15H74L75 14V16H78V14H80V12L77 14V11H79V9L78 8H80V7H76V5H77V2H76V5H75V2H73ZM77 1V0H76ZM91 1H92V3H91ZM98 1H100L99 2V4L97 3ZM103 1V2H102ZM116 1V2H115ZM119 1V2H118ZM140 2V4L138 3V2ZM152 1H154V5H156L155 4V0H152ZM186 1V2H185ZM56 2H58L57 0H56ZM80 2V3H81ZM115 2V3H114ZM117 2H118V4H120L119 6L120 7H122V10H121V8L118 6V4H117ZM148 2V3H147ZM156 2V3H157ZM165 2V3H164ZM166 2H168V3H166ZM177 2V3H176ZM183 3V5H181L182 3ZM184 2H185V4H187V2L188 3H190V6H189V4H187L188 6H189V8H187V5L185 6V4H184ZM218 2V1H217ZM59 3V2H58ZM61 3V2H60ZM84 3V4H83ZM102 5H101V4ZM150 3V4H149ZM202 3H204L203 5H202ZM62 4V3H61ZM64 4H66V2L64 3ZM115 4V5H114ZM133 4V5H132ZM145 4V5H144ZM148 4V5H147ZM152 4V5H153ZM157 4H159V3H157ZM163 4V5H162ZM192 4H194V5H192ZM208 4V5H207ZM215 4H216V2H215ZM218 4V3H217ZM70 5V6H69ZM74 5H75V7L77 8V11L75 10V7H74ZM99 5H101V6H99ZM108 5V6H107ZM109 5H110V7H113V9L111 10V8L109 7ZM111 5H113V6H111ZM139 5H141V6H143V8H142V10L143 11H145V12H147V13H142L139 9ZM147 5V6H146ZM201 6V8L202 9H199L200 8V6ZM219 5V4H218ZM57 5L55 4L54 5V7H55V9L58 7H56ZM62 6H63V4H62ZM78 6V5H77ZM80 6V5H79ZM99 6V7H98ZM140 6V7H141ZM182 6H183V8L185 9L186 8V10H185V13L186 12H188V13H184L183 12V10L184 9H182ZM185 6V7H184ZM195 6H197L196 8H197V10H195L196 8H195ZM199 6V7H198ZM203 6V7H202ZM63 7H65V6H63ZM72 7H74V10L76 11V13L74 12L73 14H72V9L71 8ZM84 7V8H85ZM106 7V8H105ZM108 7V8H107ZM161 7H162V9H161ZM169 7V8H168ZM194 9H193V8ZM58 8H61V6L60 7H58ZM83 8V9H84ZM118 8H120V9H118ZM149 8V10H155L154 12H152L153 14H151V12L149 11V10H147ZM164 8H165V10H164ZM166 8H167V10H166ZM179 8L180 9H182V11L181 10H179ZM203 8L205 9L206 8V10H207V12H205L204 11V14H203ZM216 8H218V9H216ZM54 9V10H55ZM107 11H106V10ZM162 10V12L164 13H162V12H160L161 10ZM174 9V10H173ZM195 11V12H193V10ZM210 9V8H209ZM56 10H58V9H56ZM63 10V8H61L60 9V12ZM73 10V11H74ZM147 10V11H146ZM159 10V11H158ZM170 10V11H169ZM190 10V11H189ZM199 10H202L201 12H199ZM211 10V9H210ZM218 10V11H217ZM97 11V12H98ZM104 11H103V13H104ZM118 11V12H117ZM120 11V12H119ZM176 11H177V13H176ZM197 11V12H196ZM59 12V11H58ZM68 12L70 13V14H68ZM97 12H95L97 15H99ZM106 12H110V13H106ZM122 12V13H121ZM171 12V13H170ZM184 15V16H182V14ZM190 12H191V14H192V16L194 15L195 17H196V15L197 16H199L200 18H198V17H196L197 18V20L194 18V19H192L191 18V14H190ZM193 12V13H192ZM92 13L90 14V15H92ZM119 13V14H118ZM148 13H150V14H148ZM156 13V14H155ZM158 13V14H157ZM159 13L160 14H162L161 16L159 15ZM58 14V13H57ZM72 14V15H71ZM87 16H86V15ZM106 14H110L112 17H107L106 16ZM166 14H167V16H166ZM172 14H173V16H172ZM174 14H176V15H174ZM181 14V15H180ZM187 14H188V16L189 17H186L187 16ZM202 14V15H201ZM208 14V15H209ZM95 14H93L92 16H94ZM104 15H105V17H104ZM109 15V16H110ZM116 15H119V17L117 16L116 17ZM120 15H124V16H120ZM158 15V16H157ZM179 15H180V17H181V21H180V24H181V26H180V24H179V21L178 20H180V17H179ZM186 15V16H185ZM204 15H206V16H204ZM218 15V16H217ZM91 16V17H92ZM128 18H127V17ZM144 16V17H143ZM153 16V17H152ZM157 17V18H159V19H157V18H155V17ZM168 16H170V17H168ZM214 16V17H213ZM216 16V17H215ZM107 17V18H106ZM144 19H143V18ZM145 17H148V18H146V19H149L150 18V20H145ZM160 17H162V18H160ZM168 17V18H167ZM176 17H178L177 18V20L175 21L174 19H176ZM206 17H208L209 18V21H208V19H206ZM218 17V18H217ZM102 18H100V19H102ZM155 18V19H154ZM163 18H164V20H163ZM165 18L166 19H168V20H165ZM170 18V19H169ZM171 18H173V19H171ZM190 18V19H189ZM114 19V20H113ZM121 19H124V21L123 20H121ZM135 19V20H134ZM187 19L190 21L191 20V22H188L187 21ZM199 19L201 20V22L199 21ZM205 19L207 22H208V25H206V23H204L205 21H203V20ZM220 19V20H219ZM77 21V22H75V21ZM99 20V18L97 19V21ZM116 20H117V23H115L116 22ZM145 20V21H144ZM152 20V21H151ZM160 20V21H159ZM173 20V21H172ZM182 20H183V22H182ZM186 20V22H188V23H185L184 21ZM195 22H194V21ZM211 20V21H210ZM216 20V21H215ZM89 21V20H88ZM96 21V20H95ZM100 21V20H99ZM102 21V20H101ZM114 21V22H113ZM157 21V23H155ZM167 21V22H166ZM171 21V23L174 25V23L176 22L177 24H179L177 27H179L180 26V28H177L176 27V25L177 24H175V26H173L172 24H170L169 22ZM175 21V22H174ZM198 21V22H197ZM217 21H218V23H217ZM219 21H221V22H219ZM224 21H225V23H224ZM83 22V21H82ZM81 22V23H82ZM127 22V23H126ZM164 22L166 23V25H167V23H168V25L170 26V28L168 27V25L167 26H164L165 24H164ZM193 22H194V24H193ZM215 22V23H214ZM122 23V24H121ZM189 23H191V24H189ZM200 23H204L205 24V26H204V24H203V26L200 24ZM222 23V24H221ZM223 23H224V25H223ZM107 24V23H106ZM121 24V25H120ZM145 24H147L148 25V27L145 25ZM155 24H157L158 25V27H157V29L159 28V25H160V27H161V32H162V30H167L166 32L165 31H163L164 33H163V36L159 33L160 32V29H158L156 32L154 31V29L156 28V26H155ZM189 26H188V25ZM199 26H198V25ZM96 25V26H95ZM151 25V26H150ZM172 25V26H171ZM183 25V26H182ZM191 25V26H190ZM195 27H194V26ZM196 25H197V27H196ZM200 25H201V27H202V29L200 28ZM211 25H212V27L214 26L215 27V29H214V27H213V29H211ZM224 27H223V26ZM88 26H93V30L92 29H90V27L88 28ZM152 26H154V27H152ZM185 26V27H184ZM188 28H187V27ZM206 26H209V27H206ZM216 26H217V28H218V30H220L219 32H220V34H221V32L222 31H224L225 33H227V35L226 34H223V36L225 37V40L227 39V42H228V46L227 47H222V41L224 40V39H222V34H221V36H220V34L218 33V30H216ZM223 27V29H219V28H221V27ZM134 27V28H133ZM165 27H166V29H165ZM174 27H176V29L174 28ZM193 27L195 28V29H193ZM120 30H119V29ZM121 28H122V31H121ZM127 29V31H126V29ZM164 28V29H163ZM171 28H172V30H171ZM174 28V29H173ZM184 28L187 30V32H188V38H187V34H186V30H185V33H183L184 32ZM204 28H207L208 29V33L210 32V34H208L207 32H204L203 31V29ZM225 28V29H224ZM88 29L90 30V32H91V30H92V33H90L89 31H88ZM98 29V28H97ZM118 29V30H117ZM151 29V30H150ZM168 29H170V30H168ZM181 29V30H180ZM189 29H192V30H189ZM197 29V30H196ZM199 29H201V30H199ZM206 29V30H207ZM236 30V32H234V30ZM124 30H125V32H124ZM147 30V31H146ZM177 30H179V31H181V32H177ZM182 30H183V32H182ZM189 30V31H188ZM205 30V29H204ZM211 30H212V32H211ZM216 32V34H214L215 32ZM227 32H226V31ZM230 30H231V35H232V33H234L233 34V38L234 39H238V40H234V42H232V41H229L228 39H233V38H230V37H228V31L230 32ZM117 31V34H114V32H116ZM121 31V32H120ZM145 33V35L144 34H142L143 32ZM151 31H153V32H151ZM170 31H176L177 33H180L179 35L180 36H182V33H183V38L182 37H177V36H179V35H177L176 36V32H174V33H176V34H173V32L171 33ZM190 31H194L193 32V34H190L189 32ZM200 33H199V32ZM94 32V33H93ZM118 32H120L119 34H118ZM122 32L124 33V34H122ZM133 32V33H132ZM151 32V33H150ZM167 32H169V34H168V36L166 35L167 34ZM214 32V33H213ZM87 33H90V37H92V38H86V34ZM127 33V34H126ZM129 33V34H128ZM155 33H158L159 35V37L161 36V38H163L164 39V35L165 36H167L164 40H165V42H161L160 40H161V38L160 39H156L157 37V35L155 34ZM192 33V32H191ZM194 33H196V34H194ZM207 33V34H206ZM211 33H213L214 35H215V38H217V40L215 39V38H213L214 40V42L211 40L210 41V38H212L213 36H212V34ZM98 34V38H95V36ZM105 34V33H104ZM126 34V35H125ZM156 36H155V35ZM171 34H173L172 36H171ZM186 34V35H185ZM197 34H200V36H203L204 38H202V37H199V36H197ZM206 34V35H205ZM217 34H219L218 36H217ZM236 34V35H235ZM88 36H89V34H87ZM95 35V36H94ZM99 35H100V37L101 38H99ZM117 35V36H116ZM124 36V37H126V38H122L121 36ZM175 35V36H174ZM205 35V36H204ZM230 35V36H231ZM87 36V37H88ZM174 36V37H173ZM186 36V37H185ZM191 36H192V38H191ZM194 36V37H193ZM117 37V38H116ZM131 37V39H129V38ZM156 37V38H155ZM158 37V38H159ZM175 37H177V38H175ZM197 37H199V41H198V38ZM219 37H220V39H219ZM232 37V36H231ZM237 37V38H236ZM110 38H109V40H108V42L110 41L111 42V40H110ZM171 38H174L176 41H177V39H179L178 41H177V44H179V47L177 46V44H176V41L174 40V39H171ZM181 38V39H180ZM190 39V41H193V40H191V39H193V38H197L196 40H194L195 41V45L193 44V42L191 43V44H193V46L191 47V44L190 45H188L189 44V40H187V39ZM200 38H202V40L200 39ZM209 38V39H208ZM72 39V38H71ZM89 41H88V40ZM97 39L99 40V42L100 43H98L97 42ZM105 39V38H104ZM104 40V41H107V40ZM123 39H128V41H127V43H126V41L124 42V40ZM162 39V41H164ZM166 39H171L172 41L174 40V42L175 43H173L171 40H169V41H167L166 42ZM205 39V40H204ZM206 39H207V42H206ZM100 40H102V41H100ZM130 40V41H129ZM157 40H159V42H161V43H164V45L165 44H167V46H169L168 45V42L170 43V46L169 47H167V49L165 48V49H161V45H159L160 43L159 42H157ZM185 40V41H184ZM201 40V41H200ZM220 40H221V43H220ZM240 40V41H239ZM69 40H66V41H64V42H62L61 44H62V46H63V44H67L66 45V47H68V45L69 44H72L74 41H75V43L74 44H76V39L72 42V43H69V42H71V40L68 42ZM79 41V40H78ZM77 41V43H80V42H83V41H81L80 40V42H78ZM123 43V45H120V44H122L121 42ZM145 41H147V42H145ZM174 44V45H172V43ZM206 42V46H205V44H203V43H205ZM219 42V44H218V42ZM236 41H237V43H239V45L236 43ZM96 42H97V44H96ZM102 42V43H101ZM110 42H109V45H113L112 43L110 44ZM120 42V43H119ZM132 43L133 45H135V46H133V48H130L131 46H132V44L130 45L129 43ZM135 42V43H134ZM179 42V43H178ZM184 42V43H183ZM188 44H187V43ZM198 42H201V43H198ZM203 42V43H202ZM211 42H213L214 44H215V46H216V44H217V46L216 47H214V44L212 45L211 44ZM216 42V43H215ZM230 42H232V43H230ZM240 42L243 44L242 45V47H241V45H240ZM116 43V42H115ZM187 44V47L188 46H190V47H186L185 48V46L183 47V45H186ZM236 43V44H235ZM81 44V43H80ZM79 44V45H80ZM145 44V45H144ZM151 46H150V45ZM183 44V45H182ZM201 44V45H200ZM209 44V45H208ZM211 44V45H210ZM88 45V44H87ZM102 45V46H101ZM128 45V46H127ZM163 45V46H164ZM176 45V46H175ZM197 45V48L199 47L198 45H200V46H202V47H200L199 48V51L197 50V52L199 53H197L198 55H200V53H202V52H204V53H202L203 55L205 54V56H203L202 54H201V57L202 58H200L199 57V59H203V57H204V59H206L205 61V63H204V61H203V63L201 62V60H200V62L198 63V61H199V59H196V60H194V61H196V62H194V63H196L197 65H199V66H195L194 64H192V66L190 67L188 64L190 63V61H192V60H190L189 61V63H188V60L190 59V57H192V55L193 54H191V53H193V50L195 49V46ZM208 45V46H207ZM232 45V46H231ZM244 45H245V48H244V52L242 51V49H243V47H244ZM78 46V45H77ZM118 46V45H117ZM124 46V47H123ZM140 46H147L146 48L144 47V49L142 48V47H140ZM150 46V47H149ZM172 46H174V49L172 48ZM205 46V47H204ZM218 46H219V48H218ZM231 46V47H230ZM238 47V49H237V47ZM63 47H65V46H63ZM65 47V48H66ZM72 47H73V45H71V47H68V49L70 48V49H72ZM76 47V46H75ZM74 47V48H75ZM78 47H80L81 48V50L83 49V48H85V47H87V51H88V49H90L88 46H85V47H82V44L80 45V46H78ZM112 47V46H111ZM126 47H127V49H126ZM175 47H177V49L175 48ZM181 47V48H180ZM207 47H209V48H207ZM73 48V49H74ZM77 48V47H76ZM137 49V51H139L137 54H134L135 52L133 51V49ZM173 49L175 52L176 51H178V52H173V50H171V49ZM184 48H185V50H184ZM190 48H193L192 50L190 49ZM196 48V49H197ZM213 49L212 51H211V49ZM215 48V49H214ZM220 48H221V50H220ZM223 48L224 49H226L225 50V53H224V50H223ZM233 48V49H232ZM67 49V48H66ZM86 49V48H85ZM176 49V50H175ZM180 51H179V50ZM185 51V56H184V52H183V50ZM246 49V50H245ZM77 50V49H76ZM93 49H92V51H94ZM130 50V51H129ZM146 50V51H145ZM170 50V51H169ZM182 50V51H181ZM217 50H220V51H217ZM252 50V51H251ZM69 51V50H68ZM67 51V52H68ZM87 51H85V52H87ZM92 51H88V54L90 55V53L92 52ZM145 51V53L146 54H144L143 52ZM186 51H191V53L189 52V54H191V55H189L188 53L186 54ZM215 51H216V53H215ZM222 51V52H221ZM240 51H242L243 53H241ZM90 52V53H89ZM169 52V53H168ZM183 52V53H182ZM213 53V55H212V53ZM218 52V53H217ZM68 53V54H69ZM110 53H111V55H110ZM118 54V55H116V54ZM120 53L121 54H123V56L122 55H120ZM139 53H141V54H139ZM145 55H143V54ZM168 53V54H167ZM195 52H194V54H196ZM69 54V55H70ZM76 54H75V56H76ZM130 54H132V55H130ZM139 54V55H138ZM171 54V55H170ZM173 54V55H172ZM181 54H183V56L181 55ZM196 54V57L198 56ZM217 54V55H216ZM256 54V55H255ZM72 55V56H73ZM93 55V53L91 54V56ZM177 55H179V57L180 58H182V60L177 56ZM210 55H212L213 57H210ZM215 55V56H214ZM221 55V56H220ZM229 55V56H228ZM76 56V58L75 59H77L78 57ZM81 56V55H80ZM79 56V57H80ZM94 56H92V57H94ZM103 56H104V60H103ZM120 56H122V57H120ZM129 56H131V57H129ZM137 56V57H136ZM175 56V57H174ZM187 56H188V59H184V58H187ZM190 56V57H189ZM195 56V55H194ZM70 58H72L71 56H69ZM87 58H89L88 56H86ZM106 57V58H105ZM107 57L108 58H110V59H108L109 61H107ZM119 58V60H118V58ZM138 57L140 58V60H141V63L138 61ZM167 57V58H166ZM224 57V58H223ZM226 57V58H225ZM235 57V58H234ZM237 57V58H236ZM249 59V57L251 58L252 57V59L250 60V61H252L251 63L252 64H250V62L248 61V59ZM254 57V58H253ZM81 58V57H80ZM111 58L113 59V63H111ZM115 58V59H114ZM117 58V59H116ZM126 58H127V60H126ZM131 58L133 59L134 58V62H133V60H131ZM169 58H170V60H169ZM175 59L176 58V62H178L179 61V63H173V62H175L173 59ZM209 58H210V60H209ZM212 58V59H211ZM214 58V59H213ZM240 58V59H239ZM244 58V59H243ZM75 59H73V60H71V61H74ZM82 59V60H83ZM91 59H92V61H91ZM101 60V61H98V60ZM122 59V60H121ZM130 59V60H129ZM179 59V60H178ZM192 59H194L193 57H192ZM218 59V60H217ZM225 59V60H224ZM228 59V60H227ZM231 59V60H230ZM243 59V60H242ZM247 59V60H246ZM93 60H95V61H93ZM103 60V61H102ZM118 60V61H117ZM125 62H124V61ZM136 60V61H135ZM235 60H237V62L235 61ZM242 60V61H241ZM257 60H259V62H257ZM96 61H98V62H96ZM116 63H115V62ZM119 61H120V63H119ZM126 61L127 62H129L130 63V65L132 66V64H134V66H135V68L134 67H129L128 65H129V63H128V65H125V64H127L126 63ZM211 63H213V64H211ZM212 61H218V64H216V62H215V64H214V62H212ZM221 61H223V62H221ZM225 61V62H224ZM238 61H240L241 63H239ZM249 63H248V62ZM253 61H254V63H253ZM264 61V60H263ZM75 62V61H74ZM72 63L73 64V66H74V68H78L77 66H79L80 64L76 61L75 63ZM91 62V63H90ZM94 62V63H93ZM110 62V63H109ZM123 64V66L122 65H119L120 67H116V66H114V64L116 65V64ZM133 62V63H132ZM139 62V63H138ZM256 62V63H255ZM87 63V64H88ZM132 63V64H131ZM188 63V64H187ZM245 63H247V64H245ZM258 63V65H256V66H254L253 64H257ZM263 63V62H262ZM75 64H79V65H77L76 67H75ZM91 64H93V65H91ZM100 64L101 65H103L102 67H98V66H100ZM110 64L112 65L113 64V67L114 68H112V67H110ZM211 64V65H210ZM223 66H226V67H222V65ZM240 64V65H239ZM71 65V64H70ZM142 65V66H141ZM210 66V68L208 67V66ZM214 65H218V67H219V65H221L220 66V68L219 69H221L222 68V70L224 71V70H226V71H224L225 73H226V75L224 76V77H226V78H224L223 80L221 79V80H218L219 79V77H220V75L223 73V71H221V73H220V71H217V72H219V76H218V73L217 74H215V72H214V70L215 69H217V70H219L218 68H215V66ZM230 65H231V67H230ZM243 65V66H242ZM252 65V66H251ZM72 66V67H73ZM96 66V67H95ZM121 66L123 67V69L121 68ZM126 66V67H125ZM129 68H131V69H129ZM193 66H195V67H193ZM202 66H205V67H202ZM208 68H207V67ZM213 67V69H212V67ZM249 66V67H248ZM71 67V66H70ZM81 67V68H80ZM79 68H78V70H83V68L82 67H84L83 65L82 66H80ZM94 67V69H92ZM140 67V68H139ZM192 67L193 68H195V70L196 71H198V69L200 68V67H202V68H200L201 70H199L198 71V73L199 72H201V71H205V69H206V71H208L209 73H208V76H207V74H206V76H205V73H204V71L202 72V75H201V77H200V75H197L196 76V71L194 70V69H192ZM235 67H236V69H235ZM238 67V68H237ZM243 67V68H242ZM251 67V68H250ZM74 68L73 69H71V70H73V71H75L74 70ZM86 67H84V69H85ZM103 69L102 71L101 70H99V69ZM119 68H121V70L119 69ZM124 68L126 69V71H124ZM205 68V69H204ZM242 68V69H241ZM86 69V70H87ZM115 69V70H114ZM209 69H211V70H209ZM244 69H245V71H244ZM247 69H249L248 71H247ZM111 70H112V72H111ZM131 70H133L134 71V73H133V71L131 72ZM135 70H136V72H135ZM228 70V71H227ZM239 70L241 71V72H239ZM72 71V72H73ZM100 71V72H99ZM127 71H129L127 74L125 73V72H127ZM205 71V72H206ZM216 71V70H215ZM231 71V72H230ZM72 72H71V74H72ZM76 72H78L77 70H76ZM76 72L75 73H73L74 75L76 74ZM83 72H84V70H83ZM87 72V71H86ZM85 72V74H86V76L83 74V76H85L86 78H87V75H89L88 73H86ZM102 72H103V74H102ZM115 72V73H114ZM228 72V73H227ZM239 72V73H238ZM245 74H244V73ZM248 72H250V73H248ZM99 73L100 74H102V79L103 80H101V75H99ZM138 74V76H136L137 74ZM207 73V72H206ZM78 75L79 74H82V72L80 71V73L78 72L77 73ZM114 74H118L117 75V77H119V78H116V76L114 75ZM131 74V75H130ZM134 74H136L135 75V77L133 76ZM199 74H201V73H199ZM209 74H211L210 76H211V80H210V77H209ZM213 74H215L216 76H213ZM238 74V75H237ZM239 74H240V76H239ZM245 75V76H242V75ZM78 75H76L75 77L77 78V79H79L80 77H81V75H80V77H77ZM91 75V74H90ZM89 75V76H90ZM99 75V76H98ZM104 75V76H103ZM205 76V78L207 79H205L204 78V76ZM223 75H224V73L222 74V77H220V78H223ZM230 75V76H229ZM71 76H73V75H71ZM89 76H88V78H89ZM115 76V77H114ZM241 76H242V79H244L245 80V83H244V80H243V85H242V79L240 80V78H241ZM91 77V76H90ZM113 77V78H112ZM130 77V78H129ZM132 77H134V78H132ZM217 77V79H215ZM229 78V80H228V78ZM232 77V78H231ZM245 77V78H244ZM84 78V77H83ZM82 77H81V79H83ZM85 78V81L87 80ZM92 78V77H91ZM116 78V79H115ZM141 81V82H138V79ZM197 78L199 79V80H197ZM213 78L215 79V82H218L219 84H214V83H211V82H213L214 80H213ZM239 78V79H238ZM119 79V80H118ZM128 79H131L130 81H127V82H125V80H128ZM134 79H135V81H134ZM234 79V80H233ZM238 79V80H237ZM80 80V79H79ZM204 80V82H201V81H203ZM210 80V81H209ZM218 80V81H217ZM233 80V81H232ZM85 81H84V83H85ZM88 82L90 81L91 82V80L89 79V80H87ZM96 81V82H95ZM111 81H110V83H111ZM116 81H118V82H116ZM121 81V82H120ZM205 81H208V82H205ZM238 81H240V83L238 82ZM81 82V81H80ZM90 82H89V85H86L87 87H86V90H90V88H88V86H90L91 84H90ZM116 82V83H115ZM122 82L127 86V87H129L130 86V88H132V86H133V88L130 90L129 88L127 89V87L125 86V85H123L122 84ZM223 82V83H222ZM229 82V83H228ZM84 83H82V85L84 84ZM105 83H108V82H105ZM205 83V84H204ZM220 83H221V86L223 87V88H220ZM232 83H233V87H232ZM93 84V83H92ZM100 84H97V85H100ZM128 84V85H127ZM185 85V86H182V85ZM202 84H204V85H206L205 86V88H204V85L202 86ZM208 84V85H207ZM228 84H231V85H228ZM239 84H240V86H239ZM93 85H95V84H93ZM97 85H95L97 88H100L101 86H97ZM124 87H123V86ZM202 87H201V86ZM214 85V86H213ZM106 85H104L103 84V87H105ZM216 86H218L217 88H218V92H217V88H216ZM231 86V87H230ZM236 86V88H234ZM237 86H239V87H237ZM243 86V87H242ZM92 87V86H91ZM103 87H101V88H103ZM116 87H117V89L119 88V84L118 85H116ZM116 87L114 88V90L116 89ZM93 88V87H92ZM101 88L99 89V90H101ZM200 88V89H199ZM202 88H204V91H203V89ZM214 88H216V89H214V90H216V91H214L213 92V89ZM232 89V91H231V89ZM234 88V89H233ZM105 89H106V87H105ZM184 89H185V91H184ZM202 89V90H201ZM207 89V90H206ZM212 89V90H211ZM220 89L221 90H223L224 91V93H225V95H228L229 96V98H228V96H225L224 94H222V92L220 91ZM237 89H239V91L237 90ZM244 89H245V87H244ZM111 90H113V89H111ZM134 90V91H133ZM201 90V91H200ZM205 90H206V92H205ZM229 90V91H228ZM93 91H94V88H93ZM107 91V90H106ZM118 91V90H117ZM119 91H120V89H119ZM118 91V92H119ZM123 91H124V89H123ZM231 91V92H230ZM236 91H237V93H236ZM243 93H242V92ZM135 94H134V93ZM208 92V93H207ZM217 92V94L219 93L220 94V96H216V93ZM221 92V93H220ZM240 92H241V94H240ZM111 93H113V92H111ZM132 93V94H131ZM229 93V94H228ZM106 94H108V92H106ZM214 94V95H213ZM221 94H222V97H221ZM121 95H122V97H124V98H122L121 97ZM124 95V96H123ZM208 95V96H207ZM210 95V96H209ZM103 96H106V95H103ZM235 97L234 99L233 98H231V97ZM237 96L239 97L238 99H236L237 98ZM209 97V98H208ZM219 98L220 97V99L218 100V101H215V100H217V98ZM226 97H227V100H226ZM221 98H223V99H221ZM126 99V100H125ZM230 100V101H229ZM102 104L100 103V105H101V110L103 111V113H105L106 111H107V107L105 106L106 105V101H107V99H106V97H103L102 98ZM122 101V100H121ZM132 103H131V102ZM206 101V102H205ZM215 101V102H214ZM236 101H238V102H236ZM240 101H241V103H240ZM244 101V102H243ZM127 102V103H126ZM128 102H129V104H128ZM140 102V103H139ZM202 104H201V103ZM215 104H214V103ZM231 102V104L233 105V103ZM126 103V104H125ZM244 103V104H243ZM120 104H122V102L120 103ZM140 104V105H139ZM199 104H201V105H199ZM205 105H207V106H205ZM213 105V106H212ZM220 105V106H221ZM225 105V104H224ZM92 106H94V105H92ZM201 106V107H200ZM210 106H212V108L210 107ZM227 106V105H226ZM135 107H138V108H136L135 109ZM203 107H205L204 108V110H203ZM219 107V106H218ZM222 107V106H221ZM220 107V108H221ZM245 107H247V105L245 106ZM120 108V107H119ZM122 108V107H121ZM122 108V109H123ZM202 108V109H201ZM214 108V109H215ZM139 109V110H138ZM142 109V110H141ZM205 109H207L206 111V116L204 115L203 116V118H202V116L200 115V113L203 111V112H205ZM213 109V110H214ZM238 109H239V107H238ZM240 109V110H241ZM239 110V111H240ZM99 111V110H98ZM132 111H133V114H132ZM134 111H135V113L136 114H134ZM209 111H211L212 113V116L210 117V112ZM247 111H248V109H245V111L244 112H246L247 113ZM99 112H101V111H99ZM140 112V113H139ZM202 112V113H203ZM241 113H243V112H241ZM240 113V114H241ZM210 114V115H209ZM115 114H113L112 116H114ZM135 115H136V117H135ZM140 115H141V117H140ZM203 115V114H202ZM207 115H209V116H207ZM244 115V114H243ZM253 115H254V113H253ZM133 116H134V121H131V119H133ZM145 116V117H144ZM250 116H252V114L250 115ZM254 116H256V115H254ZM205 117H207V118H205ZM209 117V118H208ZM214 117V116H213ZM116 118V116H114V119ZM154 118V119H153ZM210 118H212V119H210ZM241 120H242V124H245V127H246V125L248 124H246V122H245V117H243L242 115H241ZM247 118H250L249 117V115L247 116ZM254 118H256V117H254ZM253 118V116H252V121H251V118H250V120H249V122L251 121V123H253L254 122V119ZM203 119H205V120H203ZM209 121V123L211 124L210 126H209V123L207 122V120ZM202 120L203 121H206L205 123H206V125L208 126V128H206V129H208V130H210V128H212L211 129V131H208V130H206L205 128L203 129L202 127H203V125L205 124L204 122H202ZM257 121H258V124H257V121H255V123H253V128L251 127L252 125H251V123H249L250 124V127H249V130H247V128H246V130H247V132H249V131H253V129H255L253 132H258V131H261L262 129H263V131H264V124H263V122H261V121H259L258 119H256ZM139 122V123H137V122ZM202 123H201V122ZM247 121V120H246ZM130 122L132 123H137V126H136V124L134 125H132V124H130ZM148 122V123H147ZM230 122H235L236 123V120L235 121H230ZM244 122V123H243ZM128 123H129V126H128ZM204 123V124H203ZM208 123V124H207ZM238 123V124H237ZM236 124H235V128L237 127V130L236 129H234L233 130V128H230L229 129V132H231V135H233V134H237L236 136H234L235 138H232L230 135H229V137H231L232 138V140L234 141L235 139H237V140H239V142H240V139H241V137L245 134V133H247V132H245L246 130H245V127H243V125H240L241 124V122H237ZM118 124H117V126H118ZM203 124V125H202ZM262 124V125H261ZM256 125V127L254 128V126ZM136 126V127H135ZM144 126V127H143ZM146 126V127H145ZM150 126V127H149ZM202 126V127H201ZM243 127V132H242V127ZM119 127H122L123 129H124V127H123V124H122V126H119ZM152 127V128H151ZM206 127V126H205ZM222 126H220V128H221ZM225 127V126H224ZM223 127V128H224ZM234 127V126H233ZM240 127H241V129H240ZM122 128H119V129H122ZM132 128V130H134V128L133 127H131ZM144 128H147V129H144ZM217 128H219V127H217ZM222 128V129H223ZM226 128V127H225ZM224 128V129H225ZM261 128V129H260ZM144 129V130H143ZM170 129L171 130H174V131H172V132H174V135H177L178 137L176 138V136L173 138V136L174 135H172L171 134V131H170ZM221 129V130H222ZM223 129V130H224ZM110 130H112L111 128L109 129L108 128V134H111L110 132ZM148 130H151V131H149V132H147ZM169 131V134H168V131ZM177 130V131H176ZM227 130L228 129H226V133H227ZM232 130L235 132V133H232ZM113 131V130H112ZM120 131V130H119ZM125 133L127 134V132H129L130 131V129H129V131H128V129L126 130V128H125ZM135 131V130H134ZM136 131V132H137ZM216 131V132H215ZM225 131V130H224ZM123 132V131H122ZM211 132V133H210ZM220 132V131H219ZM113 133V132H112ZM124 133V132H123ZM122 133V134H123ZM144 133V134H143ZM176 133V134H175ZM204 133H206V134H208V136H209V139H210V141H208L209 139H206V138H204L203 136H205L206 134H204ZM114 134V133H113ZM121 134V137L122 138H124L125 136H124V134L122 135ZM125 134V135H126ZM129 134V133H128ZM127 134V135H128ZM165 134V135H164ZM211 134V135H210ZM239 134V135H238ZM112 135V134H111ZM126 135V136H127ZM141 135V136H142ZM149 135H150V137H151V140L152 141H157V142H155V144H154V142H152V141H150L149 139H150V137H149ZM172 135V136H171ZM228 135V134H227ZM241 135V137H240V139H239V137L238 136H240ZM113 136V135H112ZM114 136H115V134H114ZM113 136V137H114ZM118 136H120V134H118ZM140 136V137H141ZM172 137V140L170 139V137ZM207 136V135H206ZM215 136V135H214ZM163 137H165V138H163ZM141 138V139H142ZM170 140H169V139ZM208 138V137H207ZM153 139H155V140H153ZM177 139V140H176ZM206 139V140H205ZM230 139V138H229ZM149 140V141H148ZM208 141V142H205V141ZM231 140V139H230ZM237 140H235V142H238ZM260 140V141H259ZM259 140H257L258 142H254V145H255V147L256 146H258V151H261L262 152V150H263V153H264V146H262V145H264V139L262 138H260ZM141 140L139 139V142H140ZM171 141V143H173L174 144V142H175V146H174V148H176V147H178V146H180L182 149H183V151H182V149L180 148V147H178L179 149H178V151L175 149V151L172 149V151L171 152H168V151H170L169 149L167 150V148H171V145H169V142ZM173 141V142H172ZM229 141V140H228ZM151 142L153 143V144H151ZM213 142V143H212ZM168 143V144H167ZM177 143H178V145H177ZM206 143V144H205ZM208 143V144H207ZM228 143V142H227ZM230 143H232L231 141H230ZM242 143V142H241ZM244 143V144H243ZM242 143V145H243V150L246 148L245 146H247L246 145V143L245 142H243ZM256 143V144H255ZM260 145H259V144ZM172 144V145H173ZM209 144H210V146H209ZM214 144V146H215V148H213V145ZM218 144V145H217ZM229 144V143H228ZM147 145V146H146ZM218 147H217V146ZM245 145V146H244ZM212 146V147H211ZM210 147V148H209ZM222 149L221 150V152H219L220 150V148ZM248 147H249V145H248ZM148 148V149H149ZM172 148H173V146H172ZM213 148V150H210V149H212ZM219 148V149H218ZM242 148H240V149H242ZM254 148V147H253ZM145 149L143 150V151H141V149L140 150H138L139 152H141V153H143L144 151H145ZM164 149V150H163ZM167 151H166V150ZM164 151V154H167L166 152H168V154L170 153V154H172L171 156L173 157V159L171 160H169V155H163L162 154V152ZM214 150H219L218 152L216 151V153H215V151ZM214 151V152H213ZM226 151V152H225ZM183 152H184V155H183ZM225 152V153H224ZM237 152V151H236ZM242 152V151H241ZM240 152V150H239V153H241ZM138 153V152H137ZM135 154V155H133V157H132V159H133V161L135 162V166H137L138 168H136L135 167V169H137V172H138V176H141L142 174V172H144V171H146V170H148L149 168L147 167V165L148 166H150V163L149 164H147L150 160H151V163H152V161H154V159L152 160V158L150 159V158H146V157H144V153L142 154V155H139V154ZM219 153H221V154H223V157H221V155L219 154ZM175 154V153H174ZM178 154H176V156L178 155ZM224 154H227L228 156H229V158H228V156H225ZM137 155H139V156H141V157H136ZM155 155V156H154ZM162 155H163V158H162ZM236 155V154H235ZM105 157H107V155H104ZM142 156H143V158H145V159H142ZM154 156V157H153ZM225 156V157H224ZM233 156V157H232ZM227 157V158H226ZM232 157V158H231ZM157 158L155 159V161H157ZM146 159H147V165L145 166V163H144V168H142V167H139V164L141 163H143V161H146ZM161 159V160H160ZM225 159V160H224ZM226 159H228V161H226ZM149 160V161H148ZM136 161L137 162H140V163H138V164H136ZM225 161V162H224ZM264 160H261V161H259V162H263ZM202 162H203V164H202ZM216 162V163H215ZM225 164H224V163ZM166 163V164H165ZM226 163H227V165H226ZM257 163V162H256ZM260 163V165L259 164H257V165H259V170H258V168H257V174H259V176L256 174V176H254V177H258V182H255L254 180V182L256 183V184H259V185H256L255 184V186H257V187H260L261 185H264L263 183V181H264V172H262V171H264V170H262V169H264V166H262V164ZM154 164V163H153ZM153 164H151V165H153ZM163 164H161V165H163ZM172 164V165H173ZM182 164V165H181ZM186 164H188V165H186ZM214 164H216V165H214ZM220 164V165H219ZM229 164V165H228ZM155 165V164H154ZM231 165V166H230ZM141 166V165H140ZM225 166H230L231 168L229 169V167H225ZM255 168L256 167H258V166H255V165H253ZM153 167H155V166H153ZM220 167H222V168H220ZM151 168V167H150ZM260 168H262V169H260ZM124 169V168H123ZM134 169V170H135ZM153 169V168H152ZM152 169H149L148 171H146V173H148L149 171H152ZM192 169H194V172L192 171ZM225 170H226V172H225ZM227 170H229V171H227ZM262 170V171H261ZM153 171H154V169H153ZM152 171V173L154 174V172ZM172 171H173V173H172ZM177 171V172H178ZM157 172H159V171H157L156 170V172H155V174L157 173ZM176 172V173H177ZM192 172H193V174H192ZM250 172H248V173H250ZM259 172H262L261 173V175H260V173ZM134 174L136 173V171L135 172H133ZM146 173H144V174H146ZM159 173V174H160ZM190 173V172H189ZM211 173V174H210ZM213 173V174H212ZM228 173V174H227ZM143 174V175H144ZM152 174V175H153ZM154 174V175H155ZM234 174V175H233ZM132 176H134V178L132 177V179H133V181H132V179H131V182H132V184H133V182L135 181V176H137V175H133V174H131ZM176 175V174H175ZM175 175H173V176H175ZM180 175H181V177H180ZM192 175H193V178H192ZM212 175V176H211ZM217 175H220V176H217ZM145 176V175H144ZM148 176H151V173H149V175ZM157 176V175H156ZM155 176V181H154V183L155 184H157L158 185V191L160 190V189H162V187H159V184L157 183L158 181H156V179H158L157 177ZM160 177H161V175H159ZM169 176H170V178H169ZM207 176H208V179H206L207 178ZM215 176H217V178H215ZM232 176V177H231ZM240 176V177H239ZM246 176H249L250 177V179L248 180V178H246ZM154 177V176H153ZM153 177H151L152 178V181H153ZM195 177V178H194ZM214 177V178H213ZM139 178V177H138ZM143 177H141L140 179L141 180H143L142 179ZM151 178H150V180H151ZM183 178V179H182ZM120 179V178H119ZM140 179H138V180H140ZM149 179V178H148ZM242 179V181L240 182V180ZM243 179H247L248 181H250V182H246L245 180H243ZM122 180V179H121ZM121 180H118V181H121ZM136 180H137V178H136ZM138 180H137V186L139 185H142V183L139 181L138 182ZM145 181H146V178H145ZM159 181H161V178L159 179ZM165 181V180H164ZM175 181L179 184H177L178 185V189H176L177 187H176V185L175 186H173V188L170 186L171 184L173 185V184H176L175 183ZM208 181H210L209 183V185H208V183H206V182H208ZM220 181V182H219ZM231 182V183H230ZM119 183V182H118ZM122 183H123V180H122ZM135 183V182H134ZM140 183V184H139ZM147 183V182H146ZM220 183V184H219ZM230 183V184H229ZM132 184H129L130 186L129 187H131L132 189H128V188H126L125 189V191H127L128 193H129V195L128 196H131V197H136L135 195L134 196H132L133 194L132 193H130V191H134V190H138L137 188H139V186L137 187V188H135L136 187V184H135V186H131ZM148 184H151V183H147V187L149 188L150 187V185L148 186ZM152 184H153V182H152ZM205 184V185H204ZM212 184V185H211ZM230 185V187H229V185ZM237 184V185H236ZM134 185V184H133ZM144 185H146V184H144ZM157 185H153L154 186V188H153V186H151L152 187V192L154 191V189H156V186ZM194 185H196V186H194ZM217 185H218V188H217ZM248 187H247V186ZM121 186V185H120ZM123 187H124V184L122 185ZM170 186V187H169ZM183 186H185L184 188H183ZM188 186V189H186V187ZM190 186H191V189L189 190V188H190ZM197 186H198V188H197ZM220 186V187H219ZM232 186V187H231ZM236 187V188H234V192H232L231 190L233 189V187ZM142 187V186H141ZM140 187V188H141ZM147 187H145L144 186V188L143 189H145V188H147ZM165 187H166V189H165ZM176 187V188H175ZM243 187V188H244ZM139 188V191H144V193H139V191H138V195L137 196H139L140 198L141 197H143L142 196V194H144L145 196L147 195V193L148 192H150L151 194H148V195H152L151 196V198L150 199H152V201H153V199L155 200V198L156 197H158L159 195H160V191L157 193L158 194V196H156L155 194V192H153L154 193V195H153V193L151 192V191H148V192H146V194H145V191H147L146 189L145 190H142V188L140 189ZM183 188V189H182ZM208 188H210V189H208ZM214 188H216V189H214ZM222 188V189H221ZM225 188H226V190H225ZM229 188H231V189H229ZM123 189V188H122ZM128 189V190H127ZM208 189V190H207ZM236 189V190H235ZM124 190V189H123ZM150 190V189H149ZM174 190H176V191H174ZM187 190H188V192H187ZM211 190H213V191H211ZM215 190V191H214ZM218 190V191H217ZM228 190V191H227ZM243 189H241L240 190V192L242 191ZM244 190H246V189H244ZM243 190V191H244ZM224 191V192H223ZM226 191V192H225ZM165 192L163 193L164 195H165ZM191 192V194H189ZM214 192H216V193H214ZM229 192V193H228ZM236 192V193H235ZM240 192L238 191V193L240 194ZM210 193V194H209ZM219 193H221V195H223V197H226V195H228L225 199H223L222 198V196H220V195H218ZM224 193H225V195H224ZM227 193V194H226ZM233 193V194H232ZM132 194V195H131ZM141 194V195H140ZM170 194H167L168 195V197H170ZM212 194V195H211ZM214 194V195H213ZM232 196H230V195ZM184 195V196H183ZM188 195V197H186ZM218 195V196H217ZM235 197H234V196ZM241 195V194H240ZM243 195V194H242ZM145 196H144V198H141V199H146V202L147 203H150L149 201H151L150 199H148V198H145ZM161 196V195H160ZM158 197L157 198V200H159L160 198H163V197ZM163 196V195H162ZM193 196V197H192ZM212 196H214L213 198H212ZM245 196V195H244ZM148 197V196H147ZM210 197V198H209ZM246 197H248V196H245V198ZM137 198V197H136ZM172 198V197H171ZM172 198V200H175V199H173ZM195 198V199H194ZM240 198V197H239ZM238 198V199H239ZM243 197L241 196V199H242ZM250 198V197H249ZM149 201H148V200ZM166 199H168V198H164V200H165V203L166 202H168ZM189 199V200H188ZM196 199L197 200H203V199H205V200H207L208 201V204H210L209 206H207L208 204L207 203H205V202H207V201H202V202H204V204H206L204 207H202L201 208V206H200V204H201V202H200V204H198L197 202H196ZM222 199H223V201H222ZM232 199V201H230ZM241 199H239L240 201H241ZM121 200V199H120ZM119 200V202H122V200L120 201ZM213 200V201H212ZM214 200H215V202H214ZM217 200V201H216ZM144 201V200H143ZM151 201V202H152ZM161 201H163V200H160V203H162ZM193 201V202H192ZM227 201H230V202H227ZM245 201V200H244ZM243 201V199H242V201L241 202H244ZM250 202V203H254V202H252V198H251V200H247V202ZM153 202H155L156 203V201H153ZM159 202V201H158ZM164 202V201H163ZM171 204H169V205H167L168 207H161L162 209H165V208H168V213L169 212H172L171 213V215L170 216H172V214H175L176 212H173V211H170V209H172L171 207L169 208V206L171 205V206H178L179 207V210H180V208H181V206H179V204H177L175 201L173 202V201H169ZM220 202V206H218V203ZM232 202H233V204H234V206H233V204H232ZM237 203H238V200L236 201ZM248 202V203H249ZM255 202H256V200H255ZM147 203H145V201H144V204H147ZM160 203H158V205L160 206ZM182 203H180V204H182ZM187 203V206H185V204ZM215 205H214V204ZM226 203H231L232 204V208H231V206L228 208V204H226ZM248 203H246V201H245V203H238L239 205H242L243 206V204H245V206L248 204ZM151 204H154V203H151ZM164 204V203H163ZM189 204V205H188ZM191 204H195L194 205V209L192 210V208H189V209H186V207L188 208L189 206L190 207H192V205ZM203 204V203H202ZM201 204V205H202ZM203 204V205H204ZM213 204V206H211ZM237 204V205H238ZM251 204V205H252ZM155 205V204H154ZM153 205V207H152V205L150 206V207H152V208H154L155 206ZM157 205V204H156ZM162 205V204H161ZM164 205H166V204H164ZM164 205H162V206H164ZM222 205H224V207L222 206ZM257 205V204H256ZM256 205H254L253 204V206H256ZM263 205V204H262ZM149 204L148 205H146V206H144V207H146V208H144L143 207V209L144 210H141L140 211V218L142 217V215L143 216H145L144 214H142L141 212H145L146 211V215H147V212H149L148 211V209H149ZM159 206H157V207H159ZM199 206V207H198ZM206 206L209 208H206ZM218 206V207H217ZM225 206L229 209H227V208H225ZM245 206H243V207H245ZM259 205H257L256 206V208L258 207ZM156 207V209L159 211V213L162 211V209H161V211L159 210V208H157ZM178 207L176 208L177 210H178ZM220 207L222 208V209H224V210H227V212L226 211H224V212H226L225 214H224V218L222 217V216H220V218H221V220L219 219V218H216L215 216L218 214V213H216V212H219V211H217L218 209L217 208H219V210H220ZM260 207V206H259ZM261 207H263V206H261ZM148 208V209H147ZM203 208H206V209H208L209 211H207V212H205V210L204 211H202V209ZM211 208H213L214 210L212 211V209ZM246 208H247V206H246ZM245 208V209H246ZM250 208H252L253 209V207H250ZM256 208H254L253 210H255ZM264 208V207H263ZM151 209V208H150ZM149 209V210H150ZM210 209H211V211L212 212H214L215 214H214V217H212L213 215H211L210 216V221L208 220V218L207 217H205V219H207L208 221H206L205 219H204V217L202 218L201 216H203V215H205L206 213L207 214H213V213H211L210 212ZM221 209V210H222ZM139 210V209H138ZM153 210V209H152ZM151 210V211H152ZM157 210L155 211V212H157ZM173 210H175V209H173ZM196 210V209H195ZM196 210V211H197ZM252 210V211H253ZM150 211V212H151ZM167 211V209H165V211H162V212H166ZM176 211V210H175ZM200 211V212H199ZM216 211V212H215ZM237 211H239V210H237ZM250 211V210H249ZM249 211H247L246 213V215H244L245 213H243V214H238V212H236L235 214L236 215H243L244 217H247V218H244L243 219V216L242 217H238V219L240 220V221H242V219H243V221L246 219V221L245 222H247V224H248V222L250 221L249 219L250 218H252V216H256V215H258V213L259 212H261V210L259 211L258 209H257V212H255V211H253L254 212V214H250L249 213ZM262 211H263V209H262ZM183 211H182V213H184ZM205 214H204V213ZM224 212H221V215H223V213ZM251 212V211H250ZM158 213V214H159ZM167 213V212H166ZM167 213V214H168ZM196 213V212H195ZM220 213V212H219ZM252 213V212H251ZM263 214H264V212H262ZM149 214H151V215H149ZM148 214V216H146L145 218L147 219V220H153L156 216H155V214L153 215V218H152V214H153V212H151V213H149ZM180 214V213H179ZM190 214V213H189ZM197 214V213H196ZM156 215H157V213H156ZM169 215V214H168ZM175 215H177L178 216V218L176 219L175 217L173 218V221L171 220V222L170 223H172V222H175V223H177V224H175L174 226H177L178 224L180 225V223H178L177 222V220L180 218V215H178V213L177 214H175ZM185 215H186V213H185ZM226 215H229L228 217H229V219H228V217H226ZM158 216V215H157ZM169 216V218H171L172 219V217H170ZM209 216V215H208ZM249 216H251L249 219H248V217ZM262 216V215H261ZM261 216H259V217H261ZM148 217H149V219H148ZM181 217H182V214H181ZM217 217H219V214H218V216ZM258 217V216H257ZM256 218V220H261L260 218ZM264 217V216H263ZM263 217H261L262 218V221H263V223H262V221H261V223L263 224V226H264V219H263ZM139 218V219H140ZM143 218V217H142ZM158 218V217H157ZM201 218V219H200ZM213 218H215L214 220H213ZM232 218V220H230ZM242 218V219H241ZM254 218L255 217H253V220H254ZM197 219H200V221L199 220H197ZM202 219H204V221L202 220ZM218 219H219V222H218ZM225 219V220H224ZM185 220V219H184ZM203 222H202V221ZM222 220H223V223H222ZM239 220H237V221H239ZM249 220V221H248ZM252 220V219H251ZM255 220V221H256ZM169 221V220H168ZM183 221V220H182ZM239 221V222H240ZM255 221H253L254 223H255ZM138 222V221H137ZM139 222H141V221H139ZM151 222V221H150ZM153 222H156L155 224H157L158 222L154 219V221ZM152 222V223H153ZM160 222V221H159ZM181 222V221H180ZM191 222V223H192ZM213 222H215L216 223V226H217V228H219V229H217L215 226H214V224L215 223H213ZM225 222H226V224H225ZM238 222V223H239ZM252 222V226H254V223ZM145 223H147V222H145ZM182 223V222H181ZM201 223V224H200ZM206 223V224H205ZM217 223H219V226L217 225ZM232 223H229L228 224V226L230 227L231 226V224ZM260 223V222H259ZM258 223V221H257V223L255 224V225H257V224H259ZM154 224V223H153ZM159 224V223H158ZM247 224H243V222H240L239 223V226L240 227H243L244 225H247ZM191 226L193 225V224H190ZM189 225V226H190ZM209 225H211V226H209ZM236 225H237V222H236ZM250 226H251V223L249 224ZM171 226V225H170ZM203 226L205 227L206 226V228L204 229L203 228ZM207 226H209V227H207ZM232 226V227H233ZM258 226V225H257ZM173 227V226H172ZM228 227V228H229ZM236 227H238V225L236 226ZM240 227H238V228H240ZM254 227H256V226H254ZM175 228V227H174ZM176 228H178L179 229V226H177ZM208 228V229H207ZM213 228H215L216 229V231H212L211 233H209V231L210 230H212ZM231 228V227H230ZM235 228V227H234ZM233 228V229H234ZM245 228H246V230H247V226H245ZM245 228H243V229H241V231H242V233H241V231H240V233H238V235H236V234H234V237L236 236H238L237 237V239H239L238 241H239V244L241 243V245H242V243H243V245H242V247H244L245 246V250L244 251H246L247 250V252H246V254H244L243 253V249H240L241 247H239V245L238 244H236V237H235V239L234 238H232L233 237V235H232V231H231V234H230V229L228 230V234H230V236H229V243H226V242H228L227 240H226V238H223L221 241H222V244L224 245V243L227 245V247H228V249H229V251L231 250V254H232V251H238V252H241V254L243 253L244 254V256L245 255H247V256H252V254L249 252L250 250H248L249 249V247L248 246H250V249H251V247H253L252 245H253V243L255 244L257 241L258 242H260L263 238H264V235H263V238L261 237V233H260V231H262V228H261V224H259V228L258 227H256L255 228V234H256V230H257V234L254 236V235H249L248 237H247V235L245 234L246 232H244V230H245ZM178 229H177V232H179L178 231ZM233 229H231V230H233ZM239 229V230H240ZM251 228L249 227V229L248 230H250ZM259 229V230H258ZM172 230H173V228H172ZM176 230V229H175ZM174 230V231H175ZM222 230H223V227H222V229H221V232H222ZM235 230V229H234ZM236 231V230H235ZM253 231V230H252ZM176 232V231H175ZM191 232V233H190ZM195 232H198V233H196L195 234ZM201 232V233H200ZM234 232V231H233ZM251 232V231H250ZM249 231H248V233L247 234H249L250 233ZM234 233H236V232H234ZM260 233V234H259ZM263 233V232H262ZM179 234H181V233H179ZM190 234L191 235H193V236H190ZM226 234V233H225ZM252 234H253V232H252ZM168 236H169V234H167ZM187 235V236H186ZM206 235V237H207V239H208V237L209 236H207ZM227 235V234H226ZM242 235V238H239L240 236ZM245 235V236H244ZM167 236V237H168ZM177 236V235H176ZM176 236H174L175 238H176ZM179 236H181V235H179ZM228 236V235H227ZM232 236V237H231ZM250 236H251V238H250ZM255 237V238H257L258 240H256V242H254L253 240H252V237ZM258 236V237H257ZM171 237V236H170ZM204 237L202 238L203 239V241L199 238V240H200V243H198L199 242V240L197 241V243H198V246H200L201 244H202V242H203V245H201V249H200V247H198L197 246V249L195 250V248H194V245L192 244L191 245V243H189V245L187 244V243H183V245H181V247L180 246H178L179 245V241H177V239H175L176 241H173L174 242V244H176L177 245V247H175V245H173L174 246V248L173 247H171L170 246V248H172L173 249V251L176 253L178 250H175V249H180V248H182V247H184V248H182V249H180L179 250V252L182 254V256L184 255V257H185V260H195V259H197V261H198V259L201 257V255H199L200 253L202 254V252H203V249H202V246H205L204 245V240H206L207 241V239L205 238L204 239ZM262 239H261V238ZM221 238V239H220ZM250 238V239H249ZM173 239V238H172ZM172 239H170V243H168V244H170V245H172L171 243H172ZM179 239V238H178ZM226 241H225V240ZM231 239H232V241H233V243L231 242ZM248 239V240H247ZM254 239V238H253ZM259 239H260V241H259ZM174 240V239H173ZM188 240H190V241H188ZM195 240V239H194ZM235 240V241H234ZM241 240V241H240ZM245 240V241H244ZM208 241H209V239H208ZM207 241V242H208ZM211 241H209L210 243H211ZM225 241V242H224ZM247 241V242H246ZM253 241V242H252ZM207 242H206V244H207ZM257 242V243H258ZM263 242H264V240H263ZM197 243H195L196 245H197ZM214 243V244H215ZM219 243L220 242H218V247H221L222 246V244H221V246H219ZM185 244V245H184ZM228 244H231V245H228ZM233 244V245H232ZM246 244V245H245ZM263 244V243H262ZM160 245V244H159ZM187 245V246H186ZM191 245V246H190ZM208 245H209V247H210V244L208 243ZM217 245H214V246H216L217 247ZM236 245V246H235ZM258 245V247H259V244H257ZM257 245H254V248H257L258 249V247H256ZM261 245V244H260ZM191 247V251H193L192 249H194L195 251H196V253H193V254H190L192 257L194 256V254H196L195 256H197V253H199L198 254V256L196 257V258H194L193 257V259H192V257H191V259L190 258H188V257H186V255L184 254V253H182V251L184 252V251H186V249H188L187 247ZM192 246H193V248H192ZM232 246V247H231ZM161 247V246H160ZM160 247H159V249L158 250H160ZM168 247V246H167ZM196 247V246H195ZM206 247V246H205ZM225 246H223V248H224ZM227 247H226V249H227ZM230 247V248H229ZM236 247V248H235ZM246 247L248 248V249H246ZM261 247H262V249H263V251H264V248H263V246L261 245ZM186 248V249H185ZM208 248V247H207ZM214 249L213 251L214 252H218L219 250H216L215 251V248L213 247V246H211V249ZM223 248H221L222 250H223ZM253 248V250H255ZM163 248H161V250H162ZM185 249V250H184ZM199 249H200V251H199ZM219 249V248H218ZM226 249H225V252H226ZM227 249V250H228ZM239 249L241 250V251H239ZM256 249V250H257ZM252 251V249H251V252H253V254H255L254 252H258V251ZM170 251V250H169ZM206 251V250H205ZM213 251H211V252H213ZM229 251H227V252H229ZM209 252V251H208ZM217 252H216V254L215 255H217ZM221 253H222V251H220ZM219 252V253H220ZM223 252H224V250H223ZM226 252V253H227ZM249 252V253H248ZM170 253H172L171 255H170ZM174 253V254H175ZM185 253H187L188 254V250L185 252ZM191 253V252H190ZM205 253H207V251L205 252ZM224 254V255H227V254H229V253H227V254ZM235 253V252H234ZM248 253V254H247ZM259 254H261V252L259 251L258 252ZM257 253V254H258ZM167 254H168V256H167ZM166 254V257L170 260V256H171V259H174L175 258V260L173 261V260H171V261H173V262H175V263H177V264H184L185 263V261L184 260H180V261H178V258L180 257V256H176V255H173V252H169V253H167ZM177 254V253H176ZM180 254V255H181ZM238 254V253H237ZM236 254V255H237ZM242 254V255H243ZM250 254V255H249ZM170 255V256H169ZM207 255V254H206ZM212 255H214V253L213 254H211L210 256H212ZM235 254H233L232 256H234ZM236 255L234 256V258H236V259H241L242 257L240 256V253L238 254V256H240V257H236ZM175 256V257H174ZM182 256H181V259H183L182 258ZM208 256V255H207ZM260 256V255H259ZM174 257V258H173ZM177 257V258H176ZM229 257L231 258V255L229 254ZM246 257V256H245ZM252 257H258V255L256 256V254L255 255H253ZM231 259H233V258H231ZM231 259H230V261H231ZM236 259H233V260H236ZM232 260V261H233ZM196 261V260H195ZM231 261V262H232ZM241 261H242V259H241ZM192 262V261H191ZM194 262V261H193ZM230 262V263H231ZM244 262V261H243ZM242 262V263H243ZM186 263H187V261H186ZM223 264H229V262H226V263H223Z\"/></svg>",
    "mask_w": 264,
    "mask_h": 264
}]
</instances>
